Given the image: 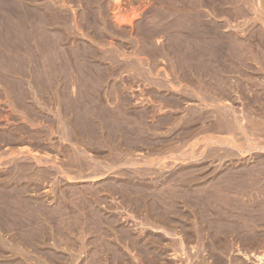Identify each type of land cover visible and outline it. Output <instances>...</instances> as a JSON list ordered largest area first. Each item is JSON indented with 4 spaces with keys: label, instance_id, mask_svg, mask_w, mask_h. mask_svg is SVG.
Wrapping results in <instances>:
<instances>
[{
    "label": "rangeland",
    "instance_id": "1",
    "mask_svg": "<svg viewBox=\"0 0 264 264\" xmlns=\"http://www.w3.org/2000/svg\"><path fill=\"white\" fill-rule=\"evenodd\" d=\"M245 1H246V3H248V4L245 5V8L248 9L247 11L250 13V15H248V12L247 11L245 12L247 14H244L243 12L240 13L239 15H238V13H236L237 16L235 14H233L237 10L235 8V6H237V5L240 4V2H238V0H235L234 1L235 3L237 2L236 5L233 3L235 6L233 4H232V6L229 5V4H228L229 6H227V5H225V6L230 7V8L232 7V10L229 8L230 11H231V13L228 10L229 14L230 15L231 14L233 15L231 17H235V18L231 19L232 21L234 19H236V20H234L235 23L236 22L239 23L241 21L240 22V24H241L240 27L242 29H245V28H248L249 27V29L251 31V34L249 33L250 36H251L250 37V39H251V45L253 44L251 50L254 49V52H257V51L261 52V50L264 51V37H263V35H264V23H263L262 20L259 19V17H261L260 15L262 13V10H263L262 16L264 15V0H249L251 3H249L248 0H245ZM13 2H14L13 3L14 8H15V10H13V12L15 11V13H17V14L15 15V14L12 13L13 15H11L12 17H11L10 20H6L5 19V21H8V22L10 21V24H13V23L16 24V25H11L12 27H10V28H12V36H13L12 41L15 39V41H14L15 44H13V42H12L13 46H15L14 49H13V56H14L13 57V62H14L13 63V69L14 70L17 69V70L21 71L22 73H24L25 71L26 72H25V75L24 74L23 75L15 74V75L11 76V79L14 80V81L16 79V82L18 81L20 83H23L26 80H28L27 81L28 84H26V82H25L24 84L21 85L20 83L17 84L16 82H13L11 80L13 82V84L15 83L14 85L11 84L12 83L11 81H9L10 84L7 83L8 86L6 84V87L10 88V89H7L10 92H8L6 90H5V92L4 91H0V94L3 93V95H6V96H3L2 94H1L2 96L0 95L1 96V98H0V103H1L0 104V110L3 111L2 114L0 113V119H1L0 122L2 123V124L0 123V125H1V127L2 126L5 127V125H6L5 128H7V127H12L13 124L16 123V125H14L15 127L13 126V128H18V127H21L20 125L23 124V126L21 128L24 127V131L21 128H18L19 130L18 129H15L16 131H20V132H18L19 134L21 133L20 136L21 135L24 136V134H26L27 136H29V134L32 135L33 132H34L33 135L36 134L35 136L38 137L40 135V137H41L42 135L45 134L44 131H47L49 129V131L46 132V133L50 134L49 136L51 138L47 136L48 134L47 135L45 134L44 136H42V138L44 139V141L45 142L47 141L46 144H45L47 147L45 146V148H42V147L38 146V144H35V145H37V147H36L33 142L38 143V142H36L37 140L38 141L41 140V142H42L43 139H40V137H39V138H37V140H35L36 137H34L33 135H32V138L33 139L31 138V135L29 137H25L26 138L25 139L26 141H24V139H23V141H22L23 143H21V144H22V146H24V149L25 148L27 149V147L28 148L30 147L29 149H32V151H37L38 150L37 153L39 155H41L40 157L41 158L43 157V160H45V161L48 160L50 163L48 162L47 164H39L38 165V164H35L36 163V159H34L33 157H31L29 155H26L27 156L26 157L25 154H20V153L19 154H17V153L14 154V157H13V155L12 156L11 155H8V151H7L8 150L7 149L8 147L5 148L6 147V143L4 144L3 141L0 140V145H1V147H0V175H1L0 176V183L3 184V185L0 184V211H1L0 213H3L6 210V206L5 205H7V203H6L7 200H8L7 198H9V197H5L7 195L6 194V191H8L10 189V188L5 187V186H7L6 184H9V182H7L9 180V176L8 175L10 174L9 173V168L12 167V166H14V164L16 162V164H15L16 167L14 166L15 167L14 170H16V171L17 170H22V168L19 167L17 164H22L23 162H21L20 160L23 161L25 159H28V156H29V158L31 157L28 160L29 161L31 160V163H33L35 165V167H34V170L35 171L34 170L33 171H28V172L26 171L27 172L26 173V172H24L22 170L24 172V174H22V175L23 176L24 175L27 176V177L25 176L26 178L24 177L25 180L23 179V176H20L21 175L20 173H23L22 171H20V172L17 171L19 173L15 172L14 170L12 171L13 174L14 173H17L16 174L17 177H19L20 179L21 178L23 179V180H19L17 178L18 181H21L23 183L24 182H26V183H32V184H29V192H28L29 198L32 201L29 204L30 207H27V208H25V209H23L21 211H18L19 216L16 217L15 219L14 218L11 219L13 221H10L9 222L8 219L1 218L0 217V221H1L0 222V249H2V251H6L5 254L6 253L9 254L10 253V250L12 248H11V246H8L9 245L8 243H10V242L13 243L14 239H16L15 242H14L15 245H16L15 250H17V251H20V250L22 251L23 250L24 252L27 251V250H31L32 251L31 253H29V251L27 252V256H28L27 259H25V257L23 258L25 260V264H36V263L38 264V262L44 264L45 261H46V264L47 263L48 264H51L50 262H48L45 259V256H43V255H45V251H49V252H53L54 251V249H55L54 248L55 238H57L58 239L57 243L58 244L60 243L59 245H63V247L58 246V247H56L57 248L56 250L61 251V252L63 251V253L66 256V258H65L66 264H97L98 263V261H97L98 260L97 259L98 256H99V259H101L100 260L102 262L101 264H117V263L118 264H124V260H123L124 258L122 260H119V258H121V257L116 256V254H117L116 253V249H120V248L122 249V250L120 249L121 251H124V250L126 251L127 250L128 252L126 251V253L127 254L130 253V254L127 255L128 258L130 257L128 259V264H145L146 263V260L143 258L144 256H142V255H141L142 257L141 256H138L139 258H135L134 257L135 254L137 255V252H138V254L140 253L139 251L134 250V252H132L131 250H129L127 248H124V243H123L124 242V239L123 238H121V240L123 241L122 242L121 240H118V239L114 238V234H112L113 238H111V234H110L109 237H107L106 235L102 234V233H105L106 234V230L107 229L109 230V232L113 230V229L110 230V227H107L109 225L103 223L102 224L103 226L101 228L103 230L102 231L101 230L98 231L99 225H98V227H96L97 225H95L96 223H95V221H93V220H97L95 218V216L93 217L92 215L91 216L88 215V217L85 218V216H87L88 212L91 211V207L92 206L94 207V205L95 206L96 205H99V201H98V203H96L97 201H93L92 200V199H96V198H94V197L92 198L91 197L92 196L91 194L93 192H95L94 189H96V190H101L100 191V194L98 193V195H101L102 194L101 196H103V195L106 194L105 196L107 198V199L105 198L106 201L105 200H104L105 202L102 201V203H101L102 205L100 204L101 206L99 205L98 207L100 209H102L101 207H103V209H102L103 210L102 211L103 213L107 214V211H110V212H108L107 215L116 216V219L117 220L119 219L118 222H117L118 225L120 224L119 226H121V227H126L127 226L128 229L132 230L133 233L135 232L134 234L139 235V236L140 235L141 236H145L147 239H150V240H151L152 237H155V235H159V236L161 235L164 238V240H161L160 243L159 242H156V241L153 242V244L156 243V247H158V245H160L162 242L167 243L165 245L162 243L161 245L162 246L164 245L163 247L161 245L159 246V249H162V250L164 248L167 249V250H164L166 253L164 252L165 259H164L163 262H165V263H162V264H174V263L175 264H183V262H184V264H186V263H188V264L189 263L190 264H192V263L193 264H198V263H200V260H201V263L203 262L202 264H205V263L206 264L207 263L208 264H241L242 259L245 260L246 264H256L257 262H255V259H256L255 256H252L253 258H251V259H245L243 257V253L242 252H246L247 251V253L248 252L251 253L250 252L251 249L255 253L256 252H263L264 251V248L262 246V245H264V241L262 242V240H261V239L264 240V225L262 227V224L264 222H261L262 223L261 224V227H260V225H256L255 226V228L258 230V231L256 230L257 232H255V230H254L255 228H250L251 230H254V231H252V233H253L252 234L253 235L252 238H250L251 237V232H250L251 230L248 231V232H250V235H249L250 237L247 238L248 236H246V233H248V232L247 231H246V233L244 232V235H243L242 233H243L244 229H242L243 231H241L240 230L241 228L238 225H235V228H234V231L235 232L233 233L232 228L229 227L228 225H226V227H229V229L228 228L226 229V228H222V227H225V226H223L224 224H222V222H220V221L217 220L218 222L216 221V223L218 225L217 224L215 225V223L212 222V224H214V225L212 226L213 229L210 228V231L213 230V232H215V231L216 232H222V230L223 231L229 230V231H226V232H228L229 234H232V235L227 234L228 236L227 237H224V238H226L225 240H223L224 242L222 241L219 245L214 244L215 242L212 241V239L209 237L210 236L209 235L210 232L208 234H206V236L203 239L201 238L202 240H198V239H195L194 238V239H192V241L191 240L189 242L187 241L188 242V243H186L187 251H186V254L183 255L184 256V259H182L183 256L179 253L180 252V250H179L180 247L178 248V245L179 244L177 243L179 241V237L178 236H174L175 233H178L176 231L179 230L181 232V229L180 228H181L182 224H180V226H179V223H180L179 222L178 223V226H176V225L173 226V224H175V223H172L170 225H165V229L170 232L169 234H167L166 232H164V230L163 231H159L160 229H158V227H161L162 224L156 223V222H154V220L147 219L146 216H147L148 213L145 210V208H143L144 210L141 209V208H140V210L139 209L137 210V208H135L136 209V211H135V209H134L135 206L134 207L131 206V204H129L130 202L128 200H127V203H126V201H124V199L126 200V197L124 198L125 193H124L123 186L125 187L124 183L126 182V180L128 182L131 180L132 183H133V180H134V183H138L139 180H141L139 183L141 184V182H142V184L144 186L145 185L147 186V188L145 186L144 187L145 189H143L145 193H147L149 191L150 193L153 194V193H156V192H154V190L155 191H158V189H159L158 192H160V191L162 192L161 189H165L164 191L167 190L166 192L168 193L169 190L171 192L172 189H174V191L175 190L177 192L179 191L178 194L180 193V191H182L180 193V194H182L183 193V190L186 191L188 189V185H186L188 183L190 186H189V190H187V191H191V189L194 188L195 191L192 190L193 192H191V193H194V194L197 193V195H198V193L199 194H203V195H200L201 197L204 196V195L207 196V198L205 196H204L205 198L202 197L203 198V201L202 200H201L202 202L200 201L201 204H200V206L198 205V209L200 207H202L205 210V212L208 211L207 213L214 220H216V219H218L220 217V216H218L216 214H218V212L221 213L222 211H223L222 212L223 215L226 214L225 216H227V215L230 216L231 215L230 216L231 219L234 218V217H235L234 219L237 218L238 222H236V224L237 223H240L241 220L246 219V218H244V215L247 216L248 218L249 217H252L253 214L250 215L251 212L252 213H254L255 211L258 212L259 210H257V209H260L263 212V215H264V211H263V209H264V202L260 200V199H262V200L264 199V196H263V194H264L263 192L264 191L261 188L259 190V188L256 187V186H253L254 188H249L251 191L249 189H247V188H245L246 189V191H245V189L243 190L242 187H238V189H239V191L241 193H242L241 190L244 191L242 194L241 193L240 194L242 195V197L244 199H246L245 202H247V203L243 202L244 201L243 198H242L243 199L242 202L241 201H239V202L238 201L237 202L236 201L235 202L233 201V203H232V201L230 200L229 197H231V195H234L235 196V194L236 193L238 194V192H235V194H233L234 192H228V191L223 190V192H224L223 193L222 190H220L221 188L219 189V191L217 190V193L219 195H217V193L212 194V195L210 193H208V195L205 194V192L208 189L212 190L211 189L213 187L212 185H214V183L217 181V179L219 177H221V176L224 177L226 175L225 172L232 171L233 169L235 170V168H236L235 171H239V170L241 171L244 168H246V169L247 168L248 169L251 168V171H250L251 173L253 172V170L254 171L256 170L255 171L256 173L263 170L262 171L263 173L261 172V175L259 174L260 173L259 172V173H257L256 176H264V149H254L253 151L246 152V153H242L239 150L237 151V149H238L237 145H241L243 147L245 145L246 146L247 145H252L254 147L257 146L258 144L259 145H261V144L264 145V115H263L264 110H263V108H261V107H264V105H263L264 103L262 102V101H264V88H263L264 87V82H263L264 81V77H262V75H264V74L262 72H261V74H260V72H257V73H259L258 74L259 76L256 74V77L258 76V78H253L251 74L250 75H247V76L246 75L245 76L242 75V77L239 76V78L242 79V81H239V83H238V79L239 78H236L237 77L236 74H234V76H235L236 79L234 77H230V78H233L232 81H231L232 84H233V81H234V83H237V84H240V82H245L244 87L246 89V90L244 89L245 91L241 89L240 91L242 93H240V91H236L235 88L233 89L234 91L231 90V91H233V98H232L231 95H229V98H232V99H230V102L232 103V101H233V103H232L233 105L228 101L229 100L228 97L219 96L217 93H216L217 95L213 93V96H211L212 93L210 91H208V88L207 87L204 90H202V94L204 96H206L207 94H210L211 93L210 95H207V96H209V99L207 97V99H206L207 101H205V102L204 101L203 102L202 101H199V98H198L199 97V94H198L199 92L197 93L196 92L197 89L195 90V88H194L197 85L193 86L192 85L193 83L190 84L189 82H187L185 80H181L184 77H182V78H180L178 80V76L181 77L183 75V73L181 72V69L182 68L180 69V72H179V69H177V72H174L175 69H176V68L174 69V67H177L178 64L181 65L182 62L185 63L186 65H189V61H190L189 59L192 58V55H195L198 52H199L198 54L201 55V53H200V52H202L201 51L202 50L201 48H200L201 50L199 49V51L196 52L195 54H194V50L192 49L193 48V45H192L191 48H189L191 46V41H189V40H191V38L193 37L192 38V41H194V40L197 41V40L200 39V36H197V34L195 36H194V34L191 35V36H188V34H186V33L183 32V31L186 30V25L184 27V19L183 18L181 19L179 17H175V15L173 16V14H170V13L168 14L169 11L168 12L166 11L164 14H162V13H159L158 14V10H160V9L165 10L163 8H166V7L169 8L170 7L169 5H167V3L168 4L170 3V0L169 1L166 0L164 2H162V0H160V1L159 0L158 1L157 0H119L118 2H116L115 0H95V1L94 0L93 1L92 0L91 1L90 0H81V1L80 0L79 1L78 0H33V1L32 0L31 1L30 0H13ZM241 3H242V1H241ZM1 5L3 6V3L2 2L0 4V6ZM241 5L242 4H240V6ZM251 5H253V7ZM250 7H252V8H250ZM257 9H260L261 11L260 10H257ZM1 10H3L2 12H5V10L2 7H1ZM28 10H30V11H28ZM32 10H33L32 14H34V15L37 14L36 16L39 19V21H38L37 18L34 16L35 17V20H33L34 17L32 19L34 21L33 22L34 24L32 23V20H31L30 15H29ZM255 10H256V12L258 14L255 12ZM34 11H36V12H34ZM28 12H30V13H28ZM43 12L46 13L44 15H45V17L47 19L44 18V15H42ZM86 12H87V15L88 16L85 17ZM39 14H41L42 17L41 16H38ZM251 14H253V15H251ZM2 15H3V13L0 16H2ZM3 16L0 17V19H1L0 20V22H1V24H0V30H1L0 31V35L2 37H3V34H4V31L3 30L5 29L4 28L5 27L4 24H2V22L4 21V18H5ZM12 18L13 19L15 18V19L12 20ZM40 18L41 19L44 18L43 20L45 21V23ZM238 18H239V20H238ZM246 18H247V20H245ZM88 19H90V20H88ZM207 19L212 20L210 16H208ZM180 20H181V22H180ZM37 21L41 23L40 26L39 25L36 26ZM41 21H43V22H41ZM47 21H48L49 24L47 23ZM245 21H249V24L245 25L244 24ZM186 22L188 23V20ZM18 23L20 25H18ZM37 24H39V23H37ZM45 24H48V25H45ZM38 26H39V28H38ZM96 26H98V27H96ZM181 26H183V27H181ZM35 27H36V29H35ZM231 29L238 30L237 27L236 28H231ZM44 30H46V31L44 32ZM15 32L17 33V35H16ZM14 36H15V38H14ZM31 37H32V40H31ZM198 37H199V39H198ZM0 41H2V40L0 39ZM86 44L92 45V49H93L95 55L93 54V51H92L91 48H88L89 50L87 48H85L86 47ZM41 45L42 46L47 45V47L48 48L50 47L49 49L50 50L52 49V50L51 51L50 50L48 51V48L47 47L46 48H42ZM201 45H202V43L201 44L199 43V45H196V46L200 47ZM90 49H91L92 52H90ZM14 50H15V52H14ZM186 50H189V51L191 50V51H193V53L191 51L190 52H188V51L186 52ZM259 52L257 53L258 55H259ZM155 53H157V54L155 55ZM202 53H204V52H202ZM180 54H181V56H180ZM253 54L255 55V53H253ZM257 54H256V56H257ZM51 55L53 57H49L50 59L52 58L50 60L48 58V56H51ZM89 55H90L91 59H90ZM167 55L170 56V57H168ZM174 55L176 57H173ZM88 62L91 65H89ZM191 62H193V61H191ZM150 63H152V64H150ZM170 63H171V65H170ZM50 64H52L53 67ZM57 65L59 66V69L57 68ZM258 65L260 66V64H258ZM3 66H4V64L0 60V70H1L0 71V81L2 80V81L5 82V80H4V78H5L4 77L5 76L4 75L5 72H3L5 70H2V69H5V68H3ZM51 67L53 68V70H52ZM64 68H65V70H64ZM60 69H62L61 70L62 72L60 71ZM149 69H150V71H149ZM17 70L14 73L18 72ZM49 71H51V72H49ZM103 71H105V72H103ZM87 72H89V73H87ZM48 73H50V74H48ZM102 73H103V75H102ZM168 73H169V75H168ZM179 73L182 74V75L181 76L178 75ZM69 75H71V76H69ZM104 75H105V77H104ZM175 75H178L177 78H176ZM56 76L58 77V79H56L57 78ZM97 76H99L100 78L97 77ZM20 77H22L23 79L22 78L19 79ZM52 77L54 79H56V81L58 80V83L60 82L59 83V88H60V91H61L60 94L61 95L63 94L62 95L63 96L62 98L64 99V100L62 99L63 101L67 102L70 99H74L77 95L82 96L84 94L83 93L84 91L85 92H88V94L90 92V94H91L90 97L93 96V98H95V97L97 98V99L95 98L96 100H93V98H90V99L93 100L92 101L93 103H95L94 101H97L98 104L95 103L94 105H97L98 106V105H101V103H103V105H102L103 108H105V107L108 108V109L105 108L107 110V112L110 110L111 115H113V118H114V116H116L119 119V121H120V122L118 121V124L119 123H120V125L123 124V126L125 124H128L130 126L131 125L130 123H132V121H133V124H134V122H136L135 124H137L139 122L137 125H141L140 128L143 127L142 126V125H144L143 123H146L148 121L149 122L147 124H149V123L151 124V122H153L154 125H155V122H156L157 119L154 118L155 120L152 121L151 120V119H153L151 117L152 114L154 115L156 113L155 115H158V116L160 114V116L162 117V115L165 116V114L166 115H169V114H171V112L173 114V112L176 113L178 111V113H180V116L187 115V116H185L186 118L184 120H182L181 123L178 125V128L183 127V128H185L183 130H186L190 126H192V125L195 124L194 125V126H196V128L194 130V133H195V131L197 129H199V127H198L199 126V123L201 125L204 124V126L205 125L206 126H209L208 129L210 128V126L211 127L214 126V125L216 126L217 123H214L212 121L215 120L216 117L218 118V116H220L219 117V120L222 119V120H220L221 122L223 121L222 123L226 122V121H224V117L223 116L226 113L229 112L228 114H229L230 118L234 114L235 115H240L243 118L245 117V120L246 121H247V119L250 118V121L248 120V123L252 122L251 125L253 126L252 127L253 129H251L249 127V129H251L249 131V129L247 127V130H248L247 131V135L244 134L243 132H241L240 129L237 130V128L236 129L234 128L232 130V128L230 126H228L229 129L231 128L230 130L229 129H225V128H228L227 125L230 122V121H228V119H230V118H228L229 116H227V117L225 116V120H227L228 123H225V126L226 127H223V129H222V127H221V124L222 123L219 120L217 121V118H216V121L215 122L221 123V124L218 123V125H220V127H217V128L212 127L214 129L211 128L210 130H208V129H206L207 128L206 126H205V128L203 126V129H205L206 132H204L205 130L202 131V129L200 128V130L202 132L200 130H198L200 133L199 132L198 133H195L196 135H193L194 133L192 132V135L190 134L191 137H189L190 135H188V137H186V138L184 137L185 139L184 138L183 139H179L178 138L176 140V138H174L173 141L171 140L172 142L169 141V143H167L169 145H167V144L165 145L166 147L163 146V147H160L161 149L159 148L158 151L155 150L156 153L153 152L154 150H151L150 151V149L149 148H146V147H142V149L144 148L143 150L142 149H139L138 151L137 150L136 151L133 150V151H129V152L126 151L125 152V150H124L125 149V146L124 145L122 147L120 146L121 147V150L123 151V152H121L118 149L117 150L114 149V148H117V146H116L117 145V142H114L113 143V141H111L112 144H111V142H109L108 144L111 145V146H108V148H107V146L101 147V148H104V149H102V151L104 150V152H103L104 154H103L101 152V149H98L101 146L100 145L101 142H100V144H98V143L96 144V142H94L95 140H92L93 141L92 142L91 139H90V141H91L90 142V141H88V138L87 137H83V138H81L82 139L81 140L82 142L80 141V142L76 143V145H78L79 147H81L80 149H83V150H85L87 148L85 150L86 153H84V155H85L84 157H86L87 155H89L91 153H93V155H94L96 152H97V155H99V153H100V155L102 153V156L103 155H106V156H103L104 158H102V156L100 157V156L95 155L94 156L95 159H91L88 156L89 160L91 159L92 163L96 160L94 162L95 163V166L96 165L97 166L98 165H101V166L104 167V168H102V167H99L98 166L99 167L98 168L97 166L96 167L94 166L95 168H98V170L95 169L97 171L96 172V171H93V169H94V167H93L94 163H93V165H91L92 163H90L89 164L90 165L89 167L86 166L87 164H85V166L82 164L83 165V168H82V165L80 163V160L79 159L77 160L76 158L73 159V157H71L72 156L71 153H74V151L71 150V149H73L72 142L70 140H64L63 137L60 136L57 132L55 133L56 129L58 128L57 125H56V123H53V120L55 121V116H54L55 114L54 113H55V110L56 109L55 108H53L55 110L52 109L53 105L51 103H50L51 106H49L50 109L48 108V103L51 102V101H54V100H51L50 99L51 101H49V99H48V101H47V99L46 100L45 99H42V98L39 99L40 96H44L45 94L47 95L48 93L49 94L52 93L51 95L52 96H55L54 89L51 88L52 86L50 84V82H52ZM6 78H7V76H6ZM85 78L87 79V84H85L86 83V79ZM173 78H175L176 80L175 79L174 80H171ZM262 78H263V81L261 80ZM30 79L31 80H34V81H31ZM49 79L51 80L50 82H49ZM88 79H90V80H88ZM97 79L99 81H101V82H99V81L96 82ZM21 80H24V81H21ZM257 80H258V83H257ZM169 81H171V82H169ZM172 81L173 82H176V81L179 82L180 81L182 83L179 84V85H177V84L175 85L174 84V86H173ZM183 81H184V83H183ZM4 82H2V83H4ZM31 83L34 86L36 85V89H38L37 91H39V94L38 93H34V91L32 89V87H34V86H32ZM76 83H77V85H76ZM188 83H189V85H188ZM19 84L21 85L22 90H21L20 87H18ZM258 84H260V85H258ZM0 85H2V84H0ZM12 85H13V88H12ZM26 85H28V86H26ZM23 86H25L29 90L28 89L25 90ZM49 86H51V87H49ZM182 86H184V87H182ZM191 86H193V88ZM256 88L259 89V90H257ZM95 89H97V90H95ZM161 89H163V90H161ZM170 89H172L171 92H173V91H176L177 92L178 89H179V91L177 93L180 92L182 94L184 92L185 96L188 93H192L191 96H190V94L187 95V96L188 97L190 96L191 98H194L195 100L194 99H192V100L190 99V103L187 102L188 105L185 104L186 107H183L182 106L183 107L182 108L183 110L180 109V108L175 109L176 107H174L172 105H170V106H165L164 105L163 106V102H161V100L159 102V98H160L159 96L161 94H158V93H162V96H161V98H162V97L166 96L167 94H169ZM180 89L183 90V91L181 92ZM184 89H187V91H185ZM193 89H194V91H193ZM80 90H82V91H80ZM22 91H24L25 93L28 91L27 98L25 99L26 101H24V99H23V103H21V101H22V97H24L25 93L22 92ZM71 91H73V92H71ZM113 92H115L116 95ZM9 93H10V95L7 96V94H9ZM20 93H22V94H20ZM30 93H32V94H30ZM239 93H240V95H239ZM244 93L247 95V96H244L245 98L242 97L243 95H245ZM248 93H249V95H248ZM257 93H259V94H257ZM65 94H66V96L64 97ZM67 94H69V95H67ZM70 94H71V96H70ZM95 94H97L98 96L95 95ZM164 94H166V95H164ZM11 95H12V97H11ZM262 95H263V97H261ZM13 96H15V98L16 97H19V100H17L18 98H16V99L13 98ZM32 96H33V98H32ZM68 96H70V97H68ZM151 96H153V97H151ZM239 96H241V97H239ZM251 96L252 97L253 96H256V97H253V99H252ZM8 97H9V99H8ZM98 97H100V98H98ZM222 97L225 98L224 100L227 99L226 101H228V102L224 101ZM236 97H238V98H236ZM125 98H126V100H125ZM215 98H216L217 101H214ZM219 98H221L222 100H220ZM254 98H256V99H254ZM100 99H102V100H100ZM247 99H248V101L250 103L247 102ZM249 99L252 102H254V103L256 102V103L255 104H252V102ZM7 100H10V101H15L16 100L15 103L19 104L18 105L19 107L16 106L17 104H15L14 102H12V104H11L10 101H7ZM38 100L40 101V103H39ZM27 101H28V103H27ZM125 101H126V103H124ZM218 101L220 103L222 101L223 102L220 104ZM259 101H261V102H259ZM24 102H25L26 105L24 104ZM43 102H44V105H43ZM90 102H88L89 105L87 104L89 107L91 105H93V103H91V105H90ZM121 102H123V103H121ZM206 102H207V104H206ZM215 102H217V103H215ZM30 103L31 104L34 103V106L32 107V105ZM200 103L203 104V105L201 106ZM213 103H215V104H217V106L218 105L219 106L216 107V105H214ZM245 103H247V104L246 105H243ZM20 104L22 106H20ZM27 104L29 106H27ZM127 104H129V105H127ZM192 104H194V105H192ZM250 104H251V106L253 105L254 107L252 106V108H251V106H250L247 109L246 106H248ZM259 104H262V105L260 106ZM104 105H106V106L104 107ZM205 105H207V106H205ZM227 105H231V107L235 111L232 112V108H231L230 111L228 110L227 112H224L225 111L224 109H225V107ZM7 106L9 108V110H8ZM196 106L202 107V110L206 111L205 114L207 113L210 117L206 114V116H204V117L203 116L202 117L200 116L198 118V115H197V117H196L197 120H196L195 117H194L196 115L193 116V114H192L193 113L192 110L193 111H194V109L197 110L198 107H196ZM244 106L246 107V109H245ZM27 107H29L30 110H28ZM34 107H36L40 111L39 110H34L35 112L33 113L32 112L33 111L32 108H34ZM121 107H123V108H121ZM188 107H189V109L186 110ZM220 107H222V108H220ZM36 108H34V109H36ZM42 108H44V110ZM47 108H48V110H47ZM96 108H97L96 106H91V110L92 109H96ZM109 108H111V109H109ZM127 108H128V110H126V111L127 112L130 111L128 113L126 111H124ZM213 108H220V109H223L224 108L223 109L224 111H219L220 109L219 110L218 109H214L213 110ZM5 109H7L8 111L5 110ZM19 109H21V110H19ZM31 109H32V111H31ZM146 109L149 110V112L151 110V114L149 113L150 116L147 117V119H145L146 121L144 120V122H143V118H142L143 116L141 115V112H143ZM152 109H153V111L155 109V111H154L155 113L154 112L152 113ZM156 109H157V111H156ZM160 109H162V110H160ZM243 109H245V110H243ZM259 109H261L263 111L260 112ZM96 110H98V108ZM147 110L144 111V113L145 112H148ZM207 110L208 111L210 110V112L208 113ZM249 110H250V112H253L254 111L253 112L254 115L252 113L250 114ZM2 111H0V112H2ZM5 111L8 112V113L10 112V113L9 114H6ZM19 111H21V112H19ZM42 111H44L43 114L42 113L40 114V112H42ZM116 111H119V112L117 113ZM211 111H213V112H211ZM214 111H215L216 114L219 113V114H217L218 116H216V114L214 115ZM11 112H12V114H11ZM18 112H19V114H18ZM31 112L33 113V115H31L32 114ZM36 112H37V114L38 113L40 114L38 116H41V115L42 116L37 118ZM47 112H48L49 115L48 114H45ZM124 112H126L127 114L126 113L124 114ZM203 112H202V115H204ZM28 114H29V116H28ZM189 114H190V116H189ZM228 114H226V115H228ZM1 115L5 116L6 119L8 118V115H10L11 117L9 116L10 118H8L7 121L9 122V124H11L13 122L11 124L12 126L6 124L7 123L6 119L3 116H1ZM212 115H213V119H212ZM139 116H140V118H139ZM192 116H193V118H191ZM252 116L253 117L255 116L256 118L255 117L253 118ZM1 117H3L4 120ZM28 117H30V118L28 119ZM34 117L37 118V120L36 119L34 120L33 119ZM119 117H121V118H119ZM124 117L126 118V120H123ZM205 117H207L208 119L205 118ZM247 117H249V118H247ZM203 118L206 119V120H204ZM39 119H41V120H39ZM43 119L45 121L46 120L47 121L45 122V121H43ZM137 119H138V121H137ZM201 119H203V120H201ZM254 119L256 121H254ZM10 120H13V121H10ZM140 120H142L141 123H140ZM245 120H244V124H247V122ZM5 121H6V123H4ZM193 121L195 123H193ZM29 122H32V123H29ZM51 122H52V124H51ZM190 122H192V123H190ZM197 122H198V124L196 125ZM185 123H187V124L185 125ZM17 124L19 125L18 127H16ZM24 124L26 125V127L24 126ZM74 124H75V122H74ZM47 125H48V127H47ZM76 125H77V122H76ZM156 125H157V123H156ZM247 125L249 126V124H247ZM4 127H2V129ZM50 127L53 130V132L50 129ZM166 127H170V126L167 125ZM166 127H163V128H166ZM13 128H11V129H13ZM68 128H69V130L70 129H73L70 126ZM138 128H139V126H138ZM190 128H193V127H190ZM8 129H10V128H8ZM25 129H26V132H25ZM21 130L24 132L23 134H22ZM160 131H162V130H160ZM69 132H71V130ZM73 132H74V130H73ZM163 132L165 133V130L162 131V133ZM38 133H42V134H38ZM74 133L72 134V132H71L72 135H74V136L77 137V134H74ZM51 134H53V135L55 134V135L53 136ZM71 134H70V136H71ZM74 136H72L70 138L72 139ZM76 137H74L73 139H77ZM27 138H29V139H27ZM68 138H69V136H68ZM211 138H214L215 140L214 139L211 140ZM45 139H48V140H45ZM248 139L252 140L251 141L252 143L249 142L250 140L248 141ZM85 140H86V143H85ZM216 140H220L222 142L219 143V142H216ZM246 140L248 141L247 143H246ZM87 141H88L89 144L87 143ZM96 141L99 142V140H96ZM24 142H25V144H24ZM1 143L5 147H3V145ZM47 143H48V145H47ZM55 143H58L59 146H58V144H55ZM85 144L86 145L88 144V146L91 147V148L89 149L88 146H86ZM114 144H116V145L114 146ZM67 145H69V146H67ZM64 146H66V147L64 148ZM95 147H96V149H94ZM105 148H107V151H106ZM53 149L55 151H52ZM65 149H66V151L69 150V152L67 151L68 154H69L67 157H66L67 152L64 153L65 152L64 151ZM92 149H94V150H92ZM171 149H174V151L171 150ZM14 150H16V149L14 148ZM87 150L88 151H91V152H88ZM97 150H100V152L97 151ZM193 150H194V152H193ZM105 152H107V153H105ZM180 153H184V155L183 156H180L181 155ZM52 154H53V156H52ZM82 154H81V156H82ZM194 154H195V156H194ZM169 155H170V157H169ZM19 157H21V159H19ZM46 157H48V158H46ZM54 157H56V158L54 159ZM84 157L82 156V158H84ZM64 158H66V160H64ZM113 158L115 159V161H114ZM50 159H52V162H51ZM62 159L65 162L64 161L62 162ZM72 159H73V162H71ZM97 159L99 161H97ZM109 159L110 160L112 159L111 160L112 162ZM124 159L125 160L127 159L128 161H131V160L134 159L133 161L137 162L138 164L137 163L130 164L129 162H126ZM85 160H88V159L86 158ZM77 161L80 164L79 163H76ZM9 162H11V163H9ZM53 162L55 164H53ZM69 162L71 163V165H70ZM104 162H106L107 164L104 163ZM61 163H64V164H61ZM110 163H112V166H110ZM233 163H234V165H232ZM108 164L110 166V168H109L110 170L109 169L108 170L106 169ZM57 165L58 166L60 165V167L62 168L63 172H61V171L60 172L59 171L57 172V169L54 168ZM64 166H65V168H64ZM78 166H80L81 168L78 167ZM91 166L93 167V169H92ZM228 166H229V168H228ZM232 166H234V168H232ZM36 167H38V168H36ZM111 167H112V169H111ZM230 167L232 169H230ZM84 168H85V170H84ZM101 168L104 169V170H101ZM44 169H46L47 172ZM203 169H205L206 171L203 170ZM223 169L225 170V172H224ZM260 169H262V170H260ZM36 170H38V171H36ZM73 171H75V172H73ZM89 171H91V172H89ZM105 171H107V172H105ZM174 171L177 174H175ZM196 171H198V173L200 172V174H198ZM32 172H34V173H32ZM87 172H88V175L90 176V178L87 175ZM170 172H171V174H170ZM210 172H212L211 173L212 175L210 174ZM217 172L220 175H217ZM48 173H50V174H48ZM91 173H92V176H91ZM101 173L102 174L106 173V174L105 175H102ZM172 173H174L175 175H177V177H179V178H177V179H179V181L177 179L176 180L173 179V178H176L175 176L172 178L173 180L171 179L172 182L171 181H167L168 180L167 177L169 175H172ZM222 173H223V175H222ZM18 174H20V175H18ZM253 174L255 175L254 172H253ZM188 175H189V177H188ZM191 175L192 176L193 175H196V177H201L202 179L199 178L200 181L199 180H196L197 182L196 181H193L192 180L193 177ZM70 177H72L73 180L72 179L70 180ZM134 177H136V178L138 177V179L139 178L140 179L139 180L138 179H134ZM160 177H162L163 179L160 178ZM108 178H109V180H108ZM126 178H128V179H126ZM142 178H143V180H142ZM158 178H160V179H158ZM182 178L185 179V180L188 179V178H190V180H192V182L189 181L190 182L189 183V182H186L185 180H182L183 181L182 182V181H180V179H182ZM105 179H107L108 181L105 180ZM120 179H122V180H120ZM204 179H206V180H204ZM215 179H216V181H215ZM220 179H222V178H220ZM112 180L115 181V182H112ZM207 180H208V184L206 182ZM104 181H106V182H104ZM162 181L165 182V185H164V182L162 183ZM210 181H211V183H210ZM111 182H112V184H111ZM180 182H182V183H180ZM56 183H57V185H56ZM122 183H123V185H122ZM193 183H194V185H193ZM225 183H226V181H225ZM106 184L109 187L106 186ZM174 184H175V186H174ZM180 184H183L184 186H182ZM112 185L116 187V188L114 187L115 188L114 191H113L114 188H112L113 187ZM150 185L152 186L153 189L151 188ZM200 185H201V187H204V189L201 188V187L199 189L198 186H200ZM154 186H155V188H154ZM181 186L183 187V190L180 189V188H182ZM186 186H187V189H184V187L186 188ZM191 186H192V188H191ZM196 186H197V188H196ZM210 186H211V188H209ZM166 187H168L169 189L166 188ZM178 187H180V188H178ZM92 188H93V190H92ZM106 188H107V190H105ZM117 188H120V189H117ZM121 188H122L123 192H122ZM255 188H258V190L260 191V193H259V191L257 192L255 190ZM108 189L111 190V191H113V192L112 193H111V191L108 192ZM146 189H147V191H145ZM214 189H215V186L213 187V190ZM252 189L255 190V191H253ZM237 190H235V191H237ZM247 190L249 192H247ZM261 191H263V192L261 193ZM166 192H163V193H166ZM255 192H256V195H258V196H261V194H262V198H260V199L257 200V202H258V203L256 202L257 204L255 202H254L255 204L253 203L254 205L252 204L253 207L255 206L252 211L249 208V211L250 212H248V210H247L248 213L247 212L243 213L242 208H243V210H245L244 207L249 203L248 201H250V199H251L250 202L252 203L253 202L252 197H253V199H254V197L256 198V196L254 195ZM119 193H120V195H119ZM209 194H210V196H209ZM221 194L224 195L225 197L224 196L222 197ZM237 194H236V196H237ZM240 194L237 197H240L241 196ZM136 195H137L136 193L133 194V196H136ZM208 196L211 197V201H210V199H208L209 198ZM31 197H32V199H31ZM204 199H207V200L204 201ZM42 200H43V202H42ZM88 200L89 201H92V202H89ZM192 200H196V199H192ZM216 200H217V202L219 201L217 204H216ZM206 201H208V202H206ZM39 202L44 203V204H41ZM157 202H160V203H157L159 205H162L163 203H165V202H162L161 199L159 201H157ZM211 202H212V204H210ZM260 202H262V203H260ZM208 203L210 204V206H209ZM234 203H235V205L238 204L239 206L238 205H236L237 207L234 206ZM242 203H244L243 206H242ZM206 204H208V205H206ZM213 204L215 205V207H214ZM249 204H248V207H250ZM37 205H39V207L46 208V210H45L46 211V215H39V214H41L42 210H39V207ZM51 206H53V208L55 210H57L56 207L59 206L60 207V208H58L59 213L56 214L55 212H52L54 215L52 213L49 214L50 211L54 210ZM164 206H165L164 208H167L168 207V206H166V203L164 204ZM37 207H38V209H37ZM238 207H239V209H238ZM32 208H33V211H32ZM34 208H36V209H34ZM182 208L184 210L186 209L188 211V206L183 205ZM245 208H247V206ZM59 209H61V210H59ZM233 209H234V211H233ZM161 210L163 211L164 209H161ZM200 210H201V208H200ZM204 210H203V212H204ZM237 210L238 211H241L242 213H239ZM158 211L160 213V209H158ZM158 211H155V212L157 213ZM60 212H61V215L63 214L62 216L59 215ZM163 212H165V211H163ZM229 212H231V213H229ZM92 213H89V214H92ZM259 213H257V214L254 213V215L256 214V217L257 218H258V216H257L258 214H259V217H262L263 216V215H261L262 213L260 211H259ZM51 215H53V216H51ZM232 215H234V217H232ZM50 216L53 217V218H51ZM89 216L91 217L92 223L94 222L93 223L94 225L90 223V220H89L90 217ZM239 217L241 218V220H239L240 219ZM54 218H55V220H53ZM87 218H89V219H87ZM254 218H255V216L253 217V219ZM183 219H184V221H186V224H187L184 227L187 228L189 226V224H190V226H192V227H190V226L188 227L190 229L196 226V224L193 223L194 220H195L194 218H193L194 220H188V219L186 220L185 218H183ZM262 219L260 221H262ZM72 220L74 221V223L76 222L75 224L73 223V225H75V226L77 224H79V225H81V224L84 225L85 224V226H84L85 228L86 227H90L91 228L90 224L94 226V227L92 226L93 228L89 229L91 233H89L87 235L85 233H83L87 237V238L84 237L83 241L84 240H90V241H92L93 245L95 244L94 247H96L95 248V250H96L95 252H97V257L94 256L96 253H93V258H92V253L89 250V248L91 246H89L88 249H87L89 251L85 250L86 247L85 248L84 247H81L83 245L81 233L78 234L79 238H78L77 234H75L74 232H73L74 235L71 234V237H73L74 239H76V237H77L78 239L75 240V242L77 243V245L74 242V246H72L71 247L72 249H70V250H67V248H66L67 245L65 244V241L63 242V240L61 241V239H59V237H60L59 234L56 235V233H57V228L56 227L57 226H67L68 223H69L70 226L69 225L68 226L71 227L72 226L71 225V221ZM87 220L89 221L90 224L88 223ZM147 221H149V222L146 223ZM190 221H193V222H191L192 224L190 223ZM260 221H258V223H260ZM87 223H88L89 226L88 225L86 226ZM229 223H232L234 225V222H229ZM184 227H182V228L184 229ZM236 227H237V229H236ZM83 228H81V230ZM55 229H56V233H55ZM141 229H142V231L145 230L147 233L145 231L142 232ZM94 230H97V231H95V233H94L93 232ZM236 230L237 231L239 230L238 233L239 234L241 233L240 236H239L238 233H236ZM99 232H101V233H99ZM180 232H179V234H181V233L183 234V232H181V233ZM206 232H208V230ZM206 232L204 231L203 232V235ZM11 233L14 234L15 236L11 235ZM96 233L101 234L103 236V238L104 237H107V238H105V240H103V239H101L102 236H100V238H99V235H95ZM44 234H46V235H44ZM90 234H93V235L90 236ZM235 234H237L239 236V238H241V239H239L238 236L236 237ZM256 234H258L257 235L258 237L255 236ZM21 235H24V236H21ZM94 235H95V237H94ZM242 235H243V237L246 236V239L243 238ZM259 235H260V240L258 239L259 238ZM32 236H35V237H37L39 239L34 244H31V245H33V248L30 245V242L31 241L27 240L28 237H32ZM46 236H47V240H46V243H44V239H45ZM89 236H90V238H89ZM234 236L237 238V240L234 238ZM23 237H24L25 240L23 239ZM256 237H257L258 241L255 240ZM112 239L114 241L116 240L115 243H114V241ZM252 239H254V240H252ZM102 240L105 241L104 242L105 245L103 244V241ZM106 240H109L110 242L114 243L113 246L114 245H117L118 248H116L117 246L116 247L114 246V247L110 248L112 244H109L110 242H108ZM197 240L200 241L199 244H198V241ZM250 240H252L253 243H254V241H255V243L256 242H260L258 244L256 243L258 247L256 248V244L255 243L254 244H251L252 242ZM95 241H97V242H95ZM170 241H172V242H170ZM100 243H102V244H100ZM170 243H172V244H170ZM176 243L178 244L177 246L175 245ZM224 243H227V245L224 244ZM222 244H224V246H226V248ZM233 244H235V245H233ZM75 245H76V247H75ZM99 245L101 246V249L98 248L99 249L98 250L97 247ZM102 245L106 249L103 250L104 247H102ZM108 245H110V247ZM172 245L176 246V248L174 246H172ZM153 246L155 247V244ZM187 246H189V247H187ZM192 246L193 247H196L197 249L196 248H193ZM227 246L230 247V248H228ZM44 247L45 248H48L49 247L50 249L48 248L46 250ZM169 247H171V248H169ZM177 248L179 250L177 252L181 256L179 255V257H177V258L175 257V259H174L172 253L175 250H177ZM199 248H200V250H198ZM238 248H240L242 251H239ZM108 249H110V250H108ZM33 250H35V251L37 250V252H35ZM111 250H112V253H109V252H111ZM69 251H71V252H69ZM99 251H100V253H98ZM88 252L90 253V256L89 257H88V254H89ZM92 252H94V250ZM188 252H189V255H188ZM113 253H114V255H113ZM122 254H124V253H122ZM114 256H116V258ZM185 256H187V257L189 256V257L188 258L187 257L185 258ZM0 257H1L0 258V263L1 264H4V262L6 261V258L3 257V256H1V254H0ZM17 257H19V258L21 257L22 258L23 256H22V254H17ZM100 257H102V258H100ZM108 257L109 258L111 257V258L109 259ZM123 257H124V255H123ZM215 257H217V258H215ZM204 258H206V259H204ZM94 259H96V260H94ZM187 259H189V261ZM92 260H93V262H92ZM142 261H144V262H142ZM167 261H169V262H167ZM172 261H174V262H172ZM190 261H192V262H190ZM204 261H205V263H204ZM17 262H18V260H17ZM69 262H72V263H69ZM242 264H244L243 261H242Z\"/></svg>",
    "mask_w": 264,
    "mask_h": 264
},
{
    "label": "bare ground",
    "instance_id": "2",
    "mask_svg": "<svg viewBox=\"0 0 264 264\" xmlns=\"http://www.w3.org/2000/svg\"><path fill=\"white\" fill-rule=\"evenodd\" d=\"M2 3H3V6L1 5L0 6V15L3 13V17H5L4 18V23L2 22V24H4V34H3V37L0 35V39L2 40V41H0V60L2 61V63L4 64V66H3V68H5V69H2V70H5V71H3V72H5V78H4V80H5V82L4 81H0V84H2V85H0V91H4L5 92V90L6 91H8L7 89H10V88H8V87H6V84L7 83H9V81H11L12 79H11V76H13V75H15V74H19V75H25V72L24 73H22L21 71H19V70H17V69H13V49H14V47L15 46H13V44H15V39L12 41V38H13V36H12V28H10V27H12L11 25H16L15 23H13V24H10V21L8 22V21H5V19L6 20H10L11 19V15H13V14H17V13H15V11L13 12V10H15V8H14V5H13V0H0ZM31 1V0H30ZM33 1V0H32ZM79 1V0H78ZM81 1V0H80ZM91 1V0H90ZM93 1V0H92ZM95 1V0H94ZM116 2H118L119 0H115ZM158 1V0H157ZM160 1V0H159ZM164 1H166V0H162V2H164ZM167 1H169V0H167ZM235 0H170V3L168 4L167 3V5H169L170 7L169 8H167L166 6V8H163V9H165V10H162V9H160V10H158V14L159 13H162V14H164L166 11L168 12V14L170 13V14H173V16L175 15V17H179V18H183L184 19V27H185V25H186V30L185 31H183L184 33H186V34H188V36H191V35H193L194 34V36L197 34V36H200V39H199V37H198V39L200 40H194V41H192V38H191V40H189V41H191V46L189 47V48H191L192 47V45H193V50H194V54L196 53V52H198L199 51V49L202 51V52H204V53H202V52H200L201 53V55H199L198 53L197 54H195V55H192V58L191 59H189L190 61H189V65H186L185 63H183L182 62V64L181 65H177V67H174V69H175V71L174 72H177V69H179V72H180V69H181V72L183 73V75L182 74H178V75H182L181 77H179L178 75H175L176 76V78H177V76H178V80L180 79V78H182V77H184V78H182L181 80H185V81H187V82H189L190 84H192L193 86H195V85H197L196 87H194L195 88V90H196V92L199 94V101H207L206 99H207V97H208V99H209V96H207V95H210L211 93V96H213V93L214 94H218L219 96H224V97H228L229 98V95H231L232 96V98H233V89L235 88L236 89V91H240L241 89L242 90H244L245 89V87H244V85H245V82H240V84H237V83H234V81H233V84H232V79L233 78H230V77H234L235 78V76H234V74H236V78H239V76H241L242 77V75H252V77L253 78H258V74L259 73H257V72H260V74H261V72L264 74V51H262L261 50V52H259V51H257V52H254V49L253 50H251L252 49V45H251V39H250V34H251V31H250V29H249V27L248 28H245V29H242L241 27H240V22L239 23H235L234 22V20H236V19H234L233 21L231 20V19H233V18H235V17H231V16H233L232 14L230 15L229 14V12H228V10L230 11V9L232 10V7L230 8V7H227V6H229V5H231L232 6V4L234 3L235 5L237 4V2L235 3L234 2ZM241 1H242V3H241ZM249 1V0H248ZM1 2H0V4H1ZM36 2V1H35ZM66 2V1H65ZM161 2V3H162ZM172 2V3H171ZM238 2H240V4H242L241 6H240V4L239 5H237V6H235L234 4V6H235V8L237 9L236 10V12L235 13H233V14H235L236 15V13H238V15L240 14V13H244V14H247V13H245L248 9L247 8H245V5L246 4H248V3H246V1L245 0H238ZM155 3V2H154ZM160 3V2H159ZM249 3H251L250 1H249ZM256 3V2H255ZM263 3V2H262ZM164 4V3H163ZM166 4V3H165ZM229 4V5H228ZM225 5H227V6H225ZM27 6V5H26ZM37 6V5H36ZM154 6V5H153ZM252 7H253V5H251ZM1 7L5 10V12H2L3 10H1ZM24 7V6H23ZM252 7H250V8H252ZM162 8V7H161ZM230 8V9H229ZM255 8V7H254ZM253 8V9H254ZM252 9V10H253ZM26 10V9H25ZM91 10V9H90ZM235 10V9H234ZM257 10H260V9H257ZM20 11V10H19ZM28 11H30V10H28ZM261 11V10H260ZM259 11V12H260ZM2 12V13H1ZM32 12H33V10L31 11V13L30 12H28V13H30L29 15H30V18H31V20L33 19V17L35 16L36 18H37V14L36 15H34V14H32ZM34 12H36V11H34ZM88 12V11H87ZM87 12H86V15H85V17L86 16H88L87 15ZM157 12V11H156ZM248 12V11H247ZM254 12V11H253ZM255 12H256V10H255ZM13 13V14H12ZM24 13V12H23ZM27 13V12H26ZM38 13V12H37ZM230 13H231V11H230ZM257 13V12H256ZM255 13V14H256ZM262 13H263V10H262ZM262 13H261V17H259V19L260 20H262L263 21V23H264V15L262 16ZM44 14H46V13H42V15H44ZM147 14V13H146ZM167 14V15H168ZM243 14V15H244ZM254 14V15H255ZM258 14V13H257ZM256 14V15H257ZM22 15V14H21ZM28 15V14H27ZM33 15V16H32ZM42 15L41 14H39L38 16H41L42 17ZM93 15V14H92ZM248 15H250V13L248 12ZM251 15H253V14H251ZM2 16H0V17H2ZM32 16V17H31ZM47 16V15H46ZM151 16V15H150ZM170 16V15H169ZM208 16H210L211 17V19L212 20H210V19H207L208 18ZM237 16V15H236ZM29 17V16H28ZM35 17H34V19L33 20H35ZM84 17V18H85ZM90 17V16H89ZM242 17V16H241ZM244 17V16H243ZM26 18V17H25ZM44 18H46L45 17V15H44ZM43 18V19H44ZM159 18V17H158ZM178 18V19H179ZM251 18V17H250ZM15 19V18H14ZM13 18H12V20H14ZM29 19V18H28ZM41 19V18H40ZM43 19H41V20H43ZM47 19V18H46ZM93 19V18H92ZM95 19V18H94ZM121 19V18H120ZM1 20V19H0ZM3 20V19H2ZM30 20V19H29ZM30 20V21H31ZM32 20V23L34 22ZM37 20L39 21V19L37 18ZM88 20H90V19H88ZM188 20V23L186 22ZM238 20H239V18H238ZM245 20H247V18L245 19ZM37 21V23H39V24H37L36 23V26L37 25H39L40 26V22H38ZM44 21V20H43ZM43 21H41V22H43ZM80 21V20H79ZM250 21V20H249ZM249 21H245L244 22V24L245 25H247V24H249ZM261 21V22H262ZM14 22V21H13ZM36 22V21H35ZM180 22H181V20H180ZM179 22V23H180ZM44 23H45V21H44ZM47 23H48V21H47ZM83 23V22H82ZM183 23V22H182ZM181 23V24H182ZM0 24H1V22H0ZM10 24V25H9ZM34 24V23H33ZM49 24V23H48ZM48 24H45V25H48ZM81 24V23H80ZM88 24V23H87ZM174 24V23H173ZM180 24V25H181ZM188 24V25H187ZM18 25H20L19 23H18ZM23 25V24H22ZM25 25V24H24ZM28 25V24H27ZM26 25V26H27ZM257 25V24H256ZM30 26V25H29ZM39 26H38V28H39ZM42 26V25H41ZM85 26V25H84ZM89 26V25H88ZM95 26V25H94ZM243 26V25H242ZM14 27V26H13ZM87 27V26H86ZM96 27H98V26H96ZM95 27V28H96ZM181 27H183V26H181ZM237 27V29L238 30H233V29H231V28H236ZM245 27V26H244ZM261 27V26H260ZM2 29V28H1ZM15 29V28H14ZM13 29V30H14ZM35 29H36V27H35ZM46 29V28H45ZM40 30V29H39ZM42 30V29H41ZM250 32H249V31ZM1 31V30H0ZM43 31V30H42ZM46 30H44V32H45ZM93 31V30H92ZM155 32V31H154ZM16 33V32H15ZM172 33V32H171ZM170 33V34H171ZM250 33V34H249ZM253 33V32H252ZM14 34V33H13ZM155 34V33H154ZM180 34V33H179ZM15 35V34H14ZM16 35H17V33H16ZM15 35V36H16ZM246 35V36H245ZM253 35V34H252ZM15 36H14V38H15ZM25 36V35H24ZM30 36V35H29ZM156 36V35H155ZM183 36V35H182ZM262 36V35H261ZM186 37V36H185ZM263 37H264V35H263ZM188 38V37H187ZM262 38V37H261ZM195 39V38H194ZM26 40V39H25ZM31 40H32V37H31ZM175 40V39H174ZM263 40V39H262ZM12 42H13V44H12ZM27 42V41H26ZM174 42V41H173ZM201 44L202 43V47L200 46V47H198V46H196V45H199V43ZM29 43V42H28ZM45 44V43H44ZM170 44V43H169ZM43 45V44H42ZM41 45V46H42ZM48 45V44H47ZM47 45H44V46H42V48H46L47 47ZM49 46V45H48ZM187 46V45H186ZM163 47V46H162ZM48 48V47H47ZM50 48V47H49ZM48 48V51L50 50ZM54 48V47H53ZM58 48V47H57ZM56 48V49H57ZM85 48H91L92 49V45H88V44H86V47ZM95 48V47H94ZM146 48V47H145ZM156 48V47H155ZM185 48V47H184ZM22 49V48H21ZM59 49V48H58ZM57 49V50H58ZM91 49H90V52H92L93 51V49H92V51H91ZM150 49V48H149ZM183 49V48H182ZM204 49V50H203ZM46 50V49H45ZM52 50V49H51ZM50 50V51H51ZM86 50V49H85ZM89 50V49H88ZM181 50V49H180ZM98 51V50H97ZM190 52L189 50H186V52ZM14 52H15V50H14ZM161 52V51H160ZM192 53H193V51H191ZM255 53V55L253 54V53ZM259 52V55L257 54ZM150 53V52H149ZM191 53V54H192ZM17 54V53H16ZM51 54V53H50ZM54 54V53H53ZM52 54V55H53ZM56 54V53H55ZM93 54L95 55V53H94V51H93ZM152 54V53H151ZM154 54V53H153ZM157 53H155V55H156ZM170 54V53H169ZM203 54V55H202ZM256 54H257V56H256ZM48 56V58L49 57H53V56ZM88 55V54H87ZM93 55V56H94ZM154 55V56H155ZM85 56V55H84ZM92 56V55H91ZM168 56V55H167ZM180 56H181V54H180ZM89 57H90V55H89ZM95 57V56H94ZM168 57H170V56H168ZM173 57H176L175 55L173 56ZM203 57V58H202ZM257 57V58H256ZM190 58V57H189ZM15 59V58H14ZM50 59V58H49ZM52 59V58H51ZM50 59V60H51ZM55 59V58H54ZM90 59H91V57H90ZM147 59V58H146ZM171 59V58H170ZM150 60V59H149ZM90 61V60H89ZM156 61V60H155ZM188 61V60H187ZM191 61H193V62H191ZM89 63V62H88ZM148 63V62H147ZM179 63V62H178ZM55 64V63H54ZM150 64H152V63H150ZM157 64V63H156ZM258 64H260V66L258 65ZM50 65H52V64H50ZM89 65H91L90 63H89ZM170 65H171V63H170ZM258 65V66H257ZM48 66V65H47ZM86 66V65H85ZM153 66V65H152ZM52 67H53V65H52ZM51 67V68H52ZM87 67V66H86ZM57 68L59 69V66L57 65ZM152 68V67H151ZM49 69V68H48ZM18 71V72H16V73H14L15 71ZM52 70H53V68H52ZM62 69H60V71H61ZM64 70H65V68H64ZM87 70V69H86ZM170 70V69H169ZM1 71V70H0ZM59 71V72H60ZM145 71V70H144ZM147 71V70H146ZM149 71H150V69H149ZM148 71V72H149ZM49 72H51V71H49ZM62 72V71H61ZM91 72V71H90ZM103 72H105V71H103ZM153 72V71H152ZM159 72V71H158ZM21 73V74H20ZM57 73V72H56ZM87 73H89V72H87ZM170 73V72H169ZM169 73H168V75H169ZM48 74H50V73H48ZM54 74V73H53ZM68 74V73H67ZM177 74V73H176ZM238 74V75H237ZM256 74L258 75L257 77H256ZM102 75H103V73H102ZM152 75V74H151ZM167 75V74H166ZM255 77H254V76ZM6 76H7V78H6ZM9 76V77H8ZM69 76H71V75H69ZM68 76V77H69ZM149 76V75H148ZM15 77V76H14ZM57 77V76H56ZM94 77V76H93ZM92 77V78H93ZM97 77H99V76H97ZM102 77V76H101ZM104 77H105V75H104ZM167 77V76H166ZM250 77V76H249ZM262 77H264V75H262ZM22 77H20L19 79H21ZM100 78V77H99ZM235 78V79H236ZM245 78V77H244ZM10 79V80H9ZM23 79V78H22ZM56 79H58V77L56 78ZM56 79H54L53 77H52V82H50L51 80L49 79V82H50V84H51V86H49V87H51V88H53L54 89V92H55V96H52L51 94H45L44 96H40L39 97V99L40 98H42V99H47V101H48V99H49V101H51V100H54V101H51V102H49L48 103V108H49V106H51V104L53 105V107H52V109L53 108H55V109H53V110H55V121L53 120V123H56V125H57V129H56V131H55V133L57 132L60 136H62L63 137V139L64 140H70L71 142H72V145H73V149H71L72 151H74V153H71L72 154V156L71 157H73V159L74 158H76L77 160L79 159L80 160V163H81V165L83 164L84 166H85V164H87L86 166L87 167H89L90 165V163H92V161H91V159H95V155H97V152L93 155V153H91V154H89V155H87L86 157H84L85 155H84V153H86V149L85 150H83V149H80L81 147H79L78 145H76V143H78V142H80L82 139L81 138H83V137H87L88 138V141H90V139H91V141L92 140H95L94 142H96V144L98 143V144H100V142H101V146H100V148H98V149H101V152L103 153L104 152V150L102 151V149H104V148H101V147H105V146H107V148H108V146H111V145H109L108 143L109 142H111V141H113V143L114 142H117V145L116 144H114V146L116 145L117 146V148H114L115 150H120L121 152H123L122 150H121V147L124 145L125 146V152L127 151V152H129V151H133V150H139V149H142V147H146V148H149L150 149V151L151 150H154L153 152H155V150L156 151H158V149L160 148V147H163V146H165L167 143H169V141H173L174 140V138H176V140L179 138V139H183L184 137L186 138V137H188V135H192V132L194 133V130H195V128H196V126H194V125H192V126H190V127H193V128H188V129H186V130H183V129H185V128H183V127H180V128H178V125L181 123V121L182 120H184L186 117L185 116H187V115H183V116H180V113H178V111L176 112V113H174L173 112V114H172V112H171V114H169V115H166L165 114V116H163L162 115V117L160 116V114H159V116L158 115H155L156 113L154 112L155 111V109H154V111H153V109H152V113L154 112L155 114L153 115H151V117L153 118V119H151L152 121L153 120H155L154 118H156L157 120H156V122H155V125H154V123L153 122H151V124L149 123V124H147L148 122H146V123H143L144 125H142L143 127H141L140 128V126L141 125H137V124H135L136 122H134V124H133V121H132V123H130L131 125L129 126L128 124H125L124 126H123V124L122 125H120V123L118 124V121H119V119L116 117V116H114V118H113V115H111V112H110V110L107 112V110L106 109H108V108H106L105 106L106 105H104V107L106 108H103V103H101V105H94L95 103H97V101H94L95 103H93L92 101L93 100H96L95 98H93V96L92 97H90L91 96V94H90V92H89V94H88V92H83L84 94L82 95V96H80V95H77L74 99H70V100H68L67 102H65V101H63L64 99L62 98L63 96V94L61 95L60 93H61V91H60V88H59V83H58V80L56 81ZM86 79V78H85ZM169 79V78H168ZM175 78H173V79H171V80H174ZM241 78H239L238 79V83H239V81H242V79L240 80ZM249 79V78H248ZM260 79V78H259ZM31 80V79H30ZM48 80V79H47ZM88 80H90V79H88ZM96 80V79H95ZM106 80V79H105ZM157 80V79H156ZM161 80V79H160ZM176 80V79H175ZM180 80V81H181ZM245 80V79H244ZM247 80V79H246ZM262 81H263V78L261 79ZM13 82H16V79H15V81L14 80H12ZM11 81V82H12ZM21 81H24V80H21ZM28 80H26L25 82H26V84H28V82H27ZM31 81H34V80H31ZM44 81V80H43ZM60 81V80H59ZM83 81V80H82ZM99 80L97 79V81L96 82H98ZM173 82L172 81V84H173V86H174V84L176 85H179V84H181L182 82ZM237 81V80H236ZM252 81V80H251ZM2 82H4V83H2ZM13 82L11 83V84H13ZM25 82H23V83H20V82H16L17 84L18 83H20L21 85L22 84H24ZM95 82V83H96ZM99 82H101V81H99ZM169 82H171V81H169ZM264 82V81H263ZM70 83V82H69ZM114 83V82H113ZM116 83V82H115ZM165 83V82H164ZM183 83H184V81H183ZM189 83H188V85H189ZM249 83V82H248ZM256 83V82H255ZM254 83V84H255ZM257 83H258V80H257ZM10 84V83H9ZM15 84V83H14ZM13 84V85H14ZM16 84V85H17ZM19 84V85H20ZM32 84V83H31ZM35 84V83H34ZM73 84V83H72ZM85 84H87V79H86V83ZM84 84V85H85ZM93 84V83H92ZM159 84V83H158ZM157 84V85H158ZM171 84V85H172ZM262 84V83H261ZM13 85H12V88H13ZM18 85V87H20L21 88V85L19 86ZM65 85V84H64ZM76 85H77V83H76ZM97 85V84H96ZM115 85V84H114ZM164 85V84H163ZM162 85V86H163ZM167 85V84H166ZM170 85V84H169ZM243 85V86H242ZM258 85H260V84H258ZM7 86H8V84H7ZM10 86V85H9ZM26 86H28V85H26ZM32 86H34L33 84H32ZM62 86V85H61ZM70 86V85H69ZM160 86V85H159ZM193 86H191L192 88H193ZM2 87V88H1ZM24 87V89L26 90V89H28V88H26L25 86H23ZM91 87V86H90ZM177 87V86H176ZM182 87H184V86H182ZM187 87V86H186ZM208 88V91H210L209 93L210 94H207L206 96H204L203 94H202V90H204L205 88ZM11 88V89H12ZM35 88V89H34ZM47 88V87H46ZM67 88V87H66ZM116 88V87H115ZM119 88V87H118ZM153 88V87H152ZM162 88V87H161ZM262 88V87H261ZM264 88V87H263ZM32 89H33V91H34V93H38L39 94V91H37L38 89H36V85L34 86V87H32ZM45 89V88H44ZM43 89V90H44ZM90 89V88H89ZM92 89V88H91ZM165 89V88H164ZM249 89V88H248ZM251 89V88H250ZM257 89V88H256ZM21 90H22V88H21ZM29 90V89H28ZM63 90V89H62ZM68 90V89H67ZM95 90H97V89H95ZM117 90V89H116ZM161 90H163V89H161ZM171 90L172 89H170V92H169V94H164V95H166V96H164V97H162L161 98V96H162V93H158V94H161L159 97V102H160V100H161V102H163V106L165 105V106H170V105H172V106H174V107H176L175 109H177V108H180V109H182L183 107H186V105L185 104H187L188 105V103H190V99L192 100V99H194V98H191L190 96H191V94L192 93H188L187 95H189L190 94V96L188 97L187 95L185 96V94H184V92L181 94L180 92L179 93H177L178 91H179V89H178V91L176 92V91H173V92H171ZM181 90V89H180ZM185 91H187V89H184ZM192 90V89H191ZM231 90H233V91H231ZM246 90V89H245ZM244 90V91H245ZM257 90H259V89H257ZM45 91V90H44ZM50 91V90H49ZM80 91H82V90H80ZM90 91V90H89ZM118 91V90H117ZM159 91V90H158ZM183 90H181V92H182ZM193 91H194V89H193ZM207 91V90H206ZM205 91V92H206ZM235 91V92H236ZM255 91V90H254ZM8 92H10V91H8ZM12 92V91H11ZM22 92H24V91H22ZM41 92V91H40ZM51 92V91H50ZM53 92V93H54ZM71 92H73V91H71ZM156 92V91H155ZM160 92V91H159ZM258 92V91H257ZM13 93V92H12ZM25 93V92H24ZM27 93H28V91L25 93V95H24V97H22V101H21V103H23V99H24V101H26L25 99L27 98ZM33 93V92H32ZM32 93H30V94H32ZM44 93V92H43ZM95 93V92H94ZM114 94H115V92H113ZM232 93V94H231ZM240 93H242L241 91H240ZM240 93H239V95H240ZM260 93V92H259ZM259 93H257V94H259ZM2 95H3V93H1ZM0 94V95H1ZM20 94H22V93H20ZM78 94V93H77ZM111 94V93H110ZM157 94V93H156ZM184 94V95H183ZM196 94V93H195ZM197 94V95H198ZM216 94V95H217ZM238 94V93H237ZM245 94V93H244ZM1 95V96H2ZM8 95H10V93L9 94H7V96ZM15 95V94H14ZM35 95V94H34ZM37 95V94H36ZM67 95H69V94H67ZM95 95H97V94H95ZM108 95V94H107ZM116 95V94H115ZM248 95H249V93H248ZM1 96H0V98H1ZM3 96H6V95H3ZM30 96V95H29ZM66 96V94L64 95V97ZM70 96H71V94H70ZM70 96H68V97H70ZM98 96V95H97ZM109 96V95H108ZM193 96V95H192ZM195 96V95H194ZM242 96V95H241ZM241 96H239V97H241ZM244 96H247L246 94L245 95H243L242 97H244ZM258 96V95H257ZM11 97H12V95H11ZM110 97V96H109ZM112 97V96H111ZM151 97H153V96H151ZM155 97V96H154ZM157 97V96H156ZM252 97V96H251ZM253 97H256V96H253ZM253 97H252V99H253ZM261 97H263V95L261 96ZM13 98H15V96H13ZM16 98H18L17 100H19V97H16ZM15 98V99H16ZM32 98H33V96H32ZM90 98H93V100L92 99H90ZM98 98H100V97H98ZM150 98V97H149ZM223 98V97H222ZM232 98H229V102H230V99H232ZM236 98H238V97H236ZM245 98V97H244ZM8 99H9V97H8ZM12 99V98H11ZM21 99V98H20ZM30 99V98H29ZM41 99V100H42ZM51 99V100H50ZM63 99V100H62ZM105 99V98H104ZM108 99V98H107ZM110 99V98H109ZM154 99V98H153ZM213 99V98H212ZM220 100H222L221 98H219ZM225 98H223V100H224ZM251 99V98H250ZM249 99V100H250ZM251 99V100H252ZM254 99H256V98H254ZM91 102H90V101ZM100 100H102V99H100ZM125 100H126V98H125ZM195 100V99H194ZM227 100V99H226ZM226 100H224V101H226ZM250 100V101H251ZM262 100V99H261ZM7 101H10V100H7ZM16 101V100H15ZM15 101H10V103L12 104V102H14L15 103ZM33 101V100H32ZM39 101V100H38ZM109 101V100H108ZM158 101V100H157ZM197 101V100H196ZM214 101H217L216 100V98L214 99ZM228 101H226V102H228ZM255 101V100H254ZM88 102H90V105H91V103H93V105H91V106H96L97 108H98V110H96V109H92L91 110V106L89 107L88 105H89V103ZM150 102V101H149ZM188 102V103H187ZM192 102V101H191ZM198 102V101H197ZM201 102V103H202ZM219 102V101H218ZM223 102V101H222ZM221 102V103H222ZM246 102V101H245ZM247 102L248 103H250L249 101H248V99H247ZM252 102V101H251ZM259 102H261V101H259ZM258 102V103H259ZM263 103H264V101H262ZM13 103V104H14ZM20 103V102H19ZM27 103H28V101H27ZM39 103H40V101H39ZM47 103V102H46ZM51 103V104H50ZM100 103V102H99ZM121 103H123V102H121ZM124 103H126V101L124 102ZM200 103V104H201ZM210 103V102H209ZM208 103V104H209ZM215 103H217V102H215ZM215 103H213L214 105H216V107H218L217 106V104H215ZM220 103V102H219ZM220 103V104H221ZM231 103V102H230ZM229 103V104H230ZM232 103H233V101H232ZM231 103V104H232ZM256 103V102H255ZM254 102H252V104H255ZM1 104V103H0ZM8 104V103H7ZM15 104H17V103H15ZM14 104V105H15ZM24 104H25V102H24ZM23 104V105H24ZM31 104V103H30ZM88 104V105H87ZM98 104V103H97ZM153 104V103H152ZM162 104V103H161ZM205 104V103H204ZM206 104H207V102H206ZM211 104V103H210ZM247 103H245V104H243V105H246ZM5 105V104H4ZM19 104H17L16 106H18ZM26 105V104H25ZM32 105V107L34 106V103L33 104H31ZM43 105H44V102H43ZM125 105V104H124ZM127 105H129V104H127ZM126 105V106H127ZM192 105H194V104H192ZM203 104H201V106H202ZM233 105V104H232ZM257 105V104H256ZM255 105V106H256ZM260 106L262 105V104H259ZM264 105V104H263ZM6 106V105H5ZM20 106H22L21 104H20ZM27 106H29L28 104H27ZM88 106V107H87ZM109 106V105H108ZM125 106V107H126ZM151 106V105H150ZM183 106V107H182ZM191 106V105H190ZM205 106H207V105H205ZM212 106V105H211ZM251 106V104L250 105H248V106H246L247 107V109H248V107H250ZM253 106V105H252ZM252 106H251V108H252ZM258 106V105H257ZM19 107V106H18ZM17 107V108H18ZM117 107V106H116ZM131 107V106H130ZM196 107H198V106H196ZM195 107V108H196ZM245 107V106H244ZM246 107H245V109H246ZM254 107V106H253ZM7 108H8V106H7ZM24 108V107H23ZM28 108V110H30V108L29 107H27ZM26 108V109H27ZM34 108H36V107H34ZM34 108H32L33 109V111H32V109H31V111L34 113L35 111L34 110H39V109H34ZM40 108V107H39ZM48 108H47V110H48ZM121 108H123V107H121ZM129 108V107H128ZM128 108L127 109H125L124 111H126V110H128ZM146 108V107H145ZM159 108V107H158ZM191 108V107H190ZM206 108V107H205ZM210 108V107H209ZM220 108H222V107H220ZM220 108H213V110L214 109H220ZM228 108V109H227ZM231 105H227L226 107H225V111L223 110V109H220L219 111H224V112H227L228 110L230 111L231 110ZM250 108V109H251ZM261 108H263V110H264V107H261ZM3 109V108H2ZM43 110H44V108H42ZM41 109V110H42ZM50 109V108H49ZM109 109H111V108H109ZM186 109V108H185ZM189 109V107L186 109V110H188ZM245 109H243V110H245ZM5 110H7V109H5ZM8 110H9V108H8ZM7 110V111H8ZM12 110V109H11ZM19 110H21V109H19ZM24 110V109H23ZM119 110V109H118ZM147 110V109H146ZM146 110H144V111H146ZM160 110H162V109H160ZM183 110V109H182ZM206 110V109H205ZM217 110V111H218ZM242 110V111H243ZM260 110V112L261 111H263V110H261V109H259ZM0 111H2V110H0ZM18 111V110H17ZM25 111V110H24ZM23 111V112H24ZM40 111V110H39ZM134 111V110H133ZM144 111L143 112H141V115L143 116L142 118H143V122H144V120L145 119H147V117H149L150 115H149V113L151 114V110H150V112H149V110H147L148 112H145L144 113ZM156 111H157V109H156ZM204 111V110H202V107H198L197 108V110H195L194 109V111L192 110V114H193V116L194 115H196V116H194L195 117V119H196V117H197V115H198V118L201 116H206V114H205V112L206 111H204L203 112V114L204 115H202V112ZM235 110L232 108V112H234ZM258 111V110H257ZM6 112V111H5ZM19 112H21V111H19ZM19 112H18V114H19ZM31 112V113H32ZM38 112V111H37ZM37 112H36V114H37ZM43 112L44 111H42V112H40V114L42 113L43 114ZM49 112V111H48ZM48 112L47 113H45V114H48ZM117 113L119 112V111H116ZM115 112V113H116ZM127 112V111H126ZM126 112H124V114L126 113ZM128 112H130V111H128ZM127 112V113H128ZM180 112V111H179ZM183 112V111H182ZM207 112L209 113L210 112V110L208 111L207 110ZM211 112H213V111H211ZM223 112V113H224ZM231 112V113H232ZM244 112V111H243ZM242 112V113H243ZM249 112H250V110H249ZM254 112V111H253ZM253 112H250V114L252 113L253 115H254V113ZM1 114L3 113V111L2 112H0ZM10 113V112H9ZM8 112H6V114H9ZM26 113V112H25ZM33 113L31 114V115H33ZM126 113V114H127ZM138 113V112H137ZM143 113V114H142ZM158 113V112H157ZM185 113V112H184ZM229 113V112H228ZM228 113H226V114H228ZM245 113V112H244ZM243 113V114H244ZM257 113V112H256ZM263 113V112H262ZM11 114H12V112H11ZM39 113L37 114V118L38 117H41V116H38V115H40ZM52 114V113H51ZM113 114V113H112ZM135 114V113H134ZM211 114V113H210ZM216 113H215V111H214V115H215ZM217 114H219V113H217ZM216 114V116H218ZM224 115L223 117H224V121H226V122H224V123H222L220 120H222V119H220L219 120V117L220 116H218V118H217V121L219 120L221 123H219V122H215L216 121V118H215V120H213L212 122H214V123H217L216 124V126L214 125V126H212V127H215V128H217V127H220V125H218V123L219 124H221V127H222V129H223V127H226L225 126V123H228L227 122V120H225V116L227 117V116H229V114L228 115ZM5 115V114H4ZM17 115V114H16ZM15 115V116H16ZM35 115V114H34ZM49 115V114H48ZM118 115V114H117ZM120 115V114H119ZM182 115V114H181ZM208 115V114H207ZM263 115H264V113H263ZM1 116H3V115H1ZM10 115H8V118H10L9 117ZM14 116V115H13ZM18 116V115H17ZM28 116H29V114H28ZM36 116V115H35ZM47 116V115H46ZM126 116V115H125ZM136 116V115H135ZM158 116V117H157ZM189 116H190V114H189ZM193 116L191 117V118H193ZM209 116V115H208ZM261 116V115H260ZM5 119H6V117L5 116H3ZM3 117H1L3 120H4V118ZM22 117V116H21ZM53 117V116H52ZM51 117V118H52ZM210 117V116H209ZM233 117V118H232ZM231 118H230V116L228 117V118H230V119H228V121H230L229 123H228V125H227V127L228 126H230L231 128H232V130L235 128H237V130L238 129H240L241 130V132H243L244 134H246L247 135V127H248V129H249V127L251 128V129H253L252 127V125H251V123L252 122H250V123H248V120L250 121V118L249 117H247V118H249V119H247V121L245 120V117L243 118V117H241L240 115H233ZM253 117V116H252ZM255 117V116H254ZM253 117V118H254ZM7 118V119H8ZM30 117H28V119H29ZM37 118H33L34 120L36 119L37 120ZM119 118H121V117H119ZM128 118V117H127ZM139 118H140V116H139ZM141 118V119H142ZM190 118V117H189ZM190 118V119H191ZM205 118H207V117H205ZM256 118V117H255ZM7 119H6V121H7ZM15 119V118H14ZM17 119V118H16ZM27 119V120H28ZM118 119V120H117ZM204 119V118H203ZM203 119H201V120H203ZM208 119V118H207ZM212 119H213V115H212ZM25 120V119H24ZM32 120V119H31ZM39 120H41V119H39ZM52 120V119H51ZM123 120H126V118L124 117V119ZM194 120V119H193ZM197 120V119H196ZM200 120V121H201ZM204 120H206V119H204ZM244 120L247 122V124H249V126L247 125V124H244ZM253 120V119H252ZM251 120V121H252ZM0 121H1V119H0ZM6 121L4 122V123H6ZM10 121H13V120H10ZM15 121V120H14ZM20 121V120H19ZM18 121V122H19ZM29 121V120H28ZM33 121V120H32ZM43 121H45L44 119H43ZM47 121V120H46ZM45 121V122H46ZM137 121H138V119H137ZM141 121L142 120H140V123H141ZM146 121V120H145ZM254 121H256L255 119H254ZM21 122V121H20ZM34 122V121H33ZM37 122V121H36ZM39 122V121H38ZM41 122V121H40ZM74 122H75V124H74ZM76 122H77V125H76ZM120 122V121H119ZM203 122V121H202ZM207 122V121H206ZM1 123V122H0ZM13 123V122H12ZM11 123V124H12ZM29 123H32V122H29ZM156 123H157V125H156ZM190 123H192V122H190ZM189 123V124H190ZM193 123H195L194 121H193ZM2 124V123H1ZM6 124H8V125H11V124H9V122L7 121V123ZM22 124V123H21ZM27 124V123H26ZM51 124H52V122H51ZM187 123H185V125H186ZM198 124V122L196 123V125ZM203 124V123H202ZM210 124V123H209ZM230 124V125H229ZM14 125H16V123L15 124H13V126ZM43 125V124H42ZM133 125V126H132ZM167 125H169L170 127H166ZM218 125V126H217ZM247 125V126H246ZM251 125V126H250ZM12 126V125H11ZM13 126L12 127H7V128H5L6 127V125H5V127L4 126H2V127H4L3 129H2V127H1V125H0V140L1 141H3V143L5 144L6 143V147L3 145V147H5V148H7L8 150V155H13V157H14V154H25V156L26 155H29V156H31V157H33L34 159H36V163L35 164H47L49 161L48 160H43V157L41 158L40 156L41 155H39L38 153H37V151H32V149H29L28 147H27V149L25 148L24 149V146H22V144L21 143H23L22 141H23V139H24V141H26L25 139V137H29L31 134H29V136H27L26 134H24V136H20V134L18 133V132H20V131H16L15 129H18V128H21L22 126H23V124L22 125H20L21 127H18L19 125L17 124V126L16 127H18V128H13ZM24 126L26 127V125L24 124ZM37 126V125H36ZM72 127L73 129H70L71 130V132H72V134L74 133V134H77V137L76 136H74V135H72L71 134V132H69L70 130H69V128L68 127ZM138 126H139V128H138ZM177 126V127H176ZM202 126V127H201ZM203 126H204V124L203 125H201L200 123H199V129H197L196 131H195V133H198L199 131L198 130H200V128L202 129V131L203 130H205V129H203ZM206 126V125H205ZM205 126H204V128H205ZM15 127V126H14ZM34 127V126H33ZM41 127V126H40ZM39 127V128H40ZM47 127H48V125H47ZM163 127H166V128H163ZM207 128L206 129H208V127L209 126H206ZM211 126H210V128L208 129V130H210L211 128H212ZM8 128H10V129H8ZM11 128H13V129H11ZM163 128V129H162ZM187 128V127H186ZM230 128V129H231ZM2 129V130H1ZM23 131H24V127L23 128H21ZM28 129V128H27ZM37 129V128H36ZM41 129V128H40ZM43 129V128H42ZM50 129H51V127H50ZM141 129V130H140ZM212 129H214V128H212ZM220 129V128H219ZM225 129H229V127L228 128H225ZM229 129V130H230ZM251 129H249V131L251 130ZM19 130V129H18ZM21 130V132H22V134L24 133L23 131ZM46 130V129H45ZM52 130V129H51ZM69 130V131H68ZM73 130H74V132H73ZM160 130H162V131H164L165 130V133L163 132L162 133V131H160ZM33 131V130H32ZM37 131V130H36ZM35 131V132H36ZM49 131V129L47 130V131H44L45 132V134L47 135L48 133H46V132H48ZM201 131V130H200ZM201 131V132H202ZM17 132V133H16ZM25 132H26V129H25ZM28 132V131H27ZM31 132V131H30ZM52 132H53V130H52ZM204 132H206V130L204 131ZM240 132V133H241ZM29 133V132H28ZM43 133V132H42ZM42 133H38V134H42ZM71 134V136H70V134ZM193 134V135H196V134ZM200 133V132H199ZM19 134V135H18ZM33 134H34V132H33ZM32 134V135H33ZM44 134V135H45ZM168 134V135H167ZM26 135V136H25ZM32 135H31V138H32ZM36 135V134H35ZM35 135H33L34 137H36V139L35 140H37V138H39L40 137V135L37 137V136H35ZM44 135H42V136H44ZM50 134H48L47 136L48 137H50L49 136ZM51 135H53V134H51ZM55 135V134H54ZM53 135V136H54ZM191 135L189 136V137H191ZM245 135V136H246ZM42 136L40 137V139H43L42 138ZM52 136V137H53ZM68 136H69V138L70 137H72V136H74V137H76L77 139H69L68 138ZM249 136V135H248ZM30 138V139H31ZM47 138V137H46ZM51 138V137H50ZM184 138V139H185ZM215 138V137H214ZM214 138H211V140H213ZM248 138V137H247ZM251 138V137H250ZM27 139H29V138H27ZM33 139V138H32ZM39 139V140H40ZM53 139V138H52ZM62 139V138H61ZM60 139V140H61ZM86 139V138H85ZM189 139V138H188ZM45 140H48V139H45ZM84 140V139H83ZM96 140H99V142L98 141H96ZM210 140V141H211ZM215 140V139H214ZM250 139H248V141H249ZM43 141H44V139H43ZM41 142V140L40 141H36V142H38V143H35V142H33L34 143V145L35 144H38V146H40V147H42V148H45V144H46V142L44 143V142ZM88 141H87V143H88ZM90 141V142H91ZM171 141V142H172ZM179 141V140H178ZM247 140H246V143L248 142ZM252 140H250L249 142H251ZM28 142V141H27ZM49 142V141H48ZM82 142V141H81ZM93 142V141H92ZM215 142V141H214ZM216 142H222V141H220V140H216ZM29 143V142H28ZM85 143H86V140H85ZM252 143V142H251ZM24 144H25V142H24ZM50 144V143H49ZM55 144H58V143H55ZM54 144V145H55ZM63 144V143H62ZM81 144V143H80ZM89 144V143H88ZM88 144L86 145V146H88ZM94 144V143H93ZM111 144H112V142H111ZM250 144V143H249ZM47 145H48V143H47ZM52 145V144H51ZM84 145V144H83ZM167 145H169V144H167ZM36 147H37V145H35ZM50 146V145H49ZM58 146H59V144H58ZM61 146V145H60ZM67 146H69V145H67ZM113 146V145H112ZM121 146V147H120ZM0 147H1V145H0ZM2 147V148H3ZM26 147V146H25ZM34 147V146H33ZM47 147V146H46ZM66 146H64V148H65ZM99 147V146H98ZM166 147V146H165ZM164 147V148H165ZM172 147V146H171ZM237 147H238V149H237V151L239 150V151H241L242 153H246V152H251V151H253L254 149H264V145H257V146H252V145H245L244 147L243 146H241V145H237ZM14 148L16 149V150H14ZM63 148V147H62ZM88 148L90 149L91 147H89L88 146ZM107 148H105L106 149V151H107ZM168 148V147H167ZM236 148V147H235ZM40 149V148H39ZM58 149V148H57ZM69 149V148H68ZM94 149H96V147L94 148ZM94 149H92V150H94ZM144 149V148H143ZM142 149V150H143ZM161 149V148H160ZM6 150V149H5ZM35 150V149H34ZM70 150V149H69ZM69 150H67L68 152H69ZM171 150H173L174 151V149H171ZM40 151V150H39ZM52 151H55L54 149L52 150ZM65 152L64 153H66L67 151H66V149L64 150ZM88 151V150H87ZM97 151H99L100 152V150H97ZM119 151V152H120ZM141 151V150H140ZM57 152V151H56ZM68 152H67V154H66V157L69 155L68 154ZM88 152H91V151H88ZM98 152V153H99ZM193 152H194V150H193ZM235 152V151H234ZM46 153V152H45ZM83 153V154H82ZM102 153H101V155H100V153H99V155H97V156H102ZM105 153H107V152H105ZM112 153V152H111ZM139 153V152H138ZM156 153V152H155ZM47 154V153H46ZM60 154V153H59ZM62 154V153H61ZM70 154V155H71ZM81 154H82V156L86 159H88V160H85L84 158H82V156H81ZM104 154V153H103ZM141 154V153H140ZM151 154V153H150ZM165 154V153H164ZM181 155L180 156H183L184 155V153H180ZM5 155V154H4ZM119 155V154H118ZM142 155V154H141ZM166 155V154H165ZM7 156V155H6ZM24 156V157H25ZM29 156H28V159H30L29 158ZM52 156H53V154H52ZM88 156L91 158L90 160H89V158H88ZM103 156H106V155H103ZM102 156V158H104ZM109 156V155H108ZM113 156V155H112ZM143 156V155H142ZM177 156V155H176ZM179 156V157H180ZM194 156H195V154H194ZM18 157V156H17ZM27 157V156H26ZM117 157V156H116ZM119 157V156H118ZM169 157H170V155H169ZM175 157V156H174ZM46 158H48V157H46ZM56 157H54V159H55ZM58 158V157H57ZM61 158V157H60ZM59 158V159H60ZM107 158V157H106ZM109 158V157H108ZM120 158V157H119ZM118 158V159H119ZM146 158V157H145ZM183 158V157H182ZM15 159V158H14ZM17 159V158H16ZM19 159H21V157H19ZM28 159H25V160H20L21 162H23L22 164H17L19 167H21L22 168V170L24 171V172H28V171H33L34 170V167H35V165L33 164V163H31V160L29 161ZM68 159V158H67ZM73 159H72V161L71 162H73ZM99 159V158H98ZM97 159V161H99ZM114 159V158H113ZM148 159V158H147ZM164 159V158H163ZM177 159V158H176ZM51 160V162H52V159H50ZM64 160H66V158H64ZM63 159H62V162L64 161ZM71 160V159H70ZM102 160V159H101ZM105 160V159H104ZM108 160V159H107ZM110 160V159H109ZM112 160V159H111ZM110 160V161H111ZM123 160V159H122ZM125 160V159H124ZM134 160V159H133ZM133 160H131V161H128L127 159L125 160L126 162H129L130 164H135V163H137V162H135V161H133ZM6 161V160H5ZM16 161V160H15ZM76 161V160H75ZM82 161V162H81ZM96 161V160H95ZM94 161V162H95ZM106 161V160H105ZM114 161H115V159H114ZM118 161V160H117ZM116 161V162H117ZM124 161V162H125ZM148 161V160H147ZM223 161V160H222ZM234 161V160H233ZM65 162V161H64ZM93 162V163H94ZM102 162V161H101ZM112 162V161H111ZM120 162V161H119ZM9 163H11V162H9ZM14 163V162H13ZM50 163V162H49ZM68 163V162H67ZM70 163V162H69ZM76 163H79L78 161L76 162ZM79 163V164H80ZM93 163L91 164V165H93ZM100 163V162H99ZM98 163V164H99ZM104 163H106V162H104ZM128 163V164H129ZM196 163V162H195ZM198 163V162H197ZM235 163V162H234ZM234 163L232 164V165H234ZM15 164H16V162H15ZM15 164H14V166H15ZM53 164H55L54 162H53ZM61 164H64V163H61ZM75 164V163H74ZM101 164V163H100ZM107 164V163H106ZM138 164V163H137ZM161 164V163H160ZM224 164V163H223ZM67 165V164H66ZM70 165H71V163H70ZM69 165V166H70ZM76 165V164H75ZM83 165H82V168H83ZM219 165V164H218ZM14 166H12V167H10L9 168V180L7 181V182H9V184H6L7 186H5V187H7V188H10L8 191H6V194L8 195H6L5 197H9V198H7L6 200H7V205H5L6 206V210L3 212V213H0V217L1 218H5V219H8L9 220V222L10 221H13V220H11V219H15L16 217H18L19 216V213H18V211H21V210H23V209H25V208H27V207H30L29 206V204L31 203V201L32 200H30V198H29V195H28V192H29V184H32V183H26V182H21V181H18V179L19 180H23L24 179V177L26 176V175H22V174H24V172L22 171V170H17V171H22L23 173H20V174H18V175H20V176H23V179L21 178H19V177H17L16 176V174L17 173H19V172H17L16 170H14L15 169V167ZM68 166V167H69ZM95 166V163H94V165H93V167ZM97 166V165H96ZM95 166V167H96ZM99 167H102V168H104L103 166H101V165H98ZM97 166V167H98ZM106 166V165H105ZM110 166H112V163H110ZM110 166H109V164L107 165V170L110 168ZM220 166V165H219ZM242 166V165H241ZM8 167V166H7ZM54 167V166H53ZM63 167V166H62ZM67 167V168H68ZM78 167H80V166H78ZM92 167V166H91ZM93 167H92V169H93ZM94 167V169H93V171H96V170H98V168H95ZM203 167V166H202ZM36 168H38V167H36ZM45 168V167H44ZM55 169H57V172L59 171H61V172H63V170H62V168L60 167V165L58 166H55L54 167ZM64 168H65V166H64ZM81 168V167H80ZM101 168V170H104V169H102ZM228 168H229V166H228ZM232 168H234V166H232ZM231 167H230V169H232ZM6 169V168H5ZM48 169V168H47ZM51 169V168H50ZM69 169V168H68ZM96 169V170H95ZM111 169H112V167H111ZM239 169V168H238ZM237 169V170H238ZM242 169V168H241ZM246 168H244V169H242L241 171L239 170V171H235L236 170V168H235V170L233 171H228V172H225V170H224V172L226 173V175L224 176V177H219L218 179H217V181H216V179H215V183H214V185H212L213 187L215 186V189L213 190V187L211 188V186L209 187V188H211L212 190H210V189H208L206 192H205V194H207L208 195V193H210L211 195L212 194H215V193H217V190L219 191V189L220 190H222V192H223V190H225V191H228V192H234L233 194H235V192H238V194H237V196L241 193L240 191H239V189H238V187H242L243 188V190L245 189V188H247V189H249V188H254L253 186H256V187H258L259 188V190H260V188L261 189H263V191H264V176H256L257 175V173H259L260 175H261V172L263 171L262 169H260V170H262V171H259V172H255L253 169V172L255 173V175L253 174V172L251 173L250 171H251V168H247L246 170H245ZM15 171V172H17V173H14L13 174V172L12 171ZM46 172H47V170L46 169H44ZM82 170V169H81ZM84 170H85V168H84ZM88 170V169H87ZM110 170V169H109ZM203 170H205V169H203ZM209 170V169H208ZM229 170V169H228ZM35 171V170H34ZM36 171H38V170H36ZM44 171V172H45ZM71 171V170H70ZM92 171V172H93ZM199 171V170H198ZM198 171H196L197 173H198ZM206 171V170H205ZM214 171V170H213ZM219 171V170H218ZM26 172V173H27ZM56 172V171H55ZM73 172H75V171H73ZM85 172V171H84ZM89 172H91V171H89ZM97 172V171H96ZM105 172H107V171H105ZM173 172V171H172ZM175 172V171H174ZM191 172V171H190ZM193 172V171H192ZM216 172V171H215ZM221 172V171H220ZM219 172V173H220ZM223 172V173H224ZM32 173H34V172H32ZM31 173V174H32ZM36 173V172H35ZM43 173V172H42ZM212 172H210V174H211ZM223 173H222V175H223ZM224 173V174H225ZM263 173V172H262ZM8 174V173H7ZM48 174H50V173H48ZM71 174V173H70ZM86 174V173H85ZM90 174V173H89ZM102 174V173H101ZM106 173H104V174H102V175H105ZM170 174H171V172H170ZM175 174H177L176 172H175ZM174 173H172V175H169L168 177H167V181H171L172 182V180L174 179V180H176L177 178H179V177H177V175H175ZM190 174V173H189ZM192 174V173H191ZM198 174H200V172L198 173ZM207 174V173H206ZM205 174V175H206ZM258 174V175H259ZM6 175V174H5ZM44 175V174H43ZM80 175V174H79ZM87 175H88V172H87ZM94 175V174H93ZM186 175V174H185ZM212 175V174H211ZM217 175H220V174H218V172H217ZM1 176V175H0ZM66 176V175H65ZM81 176V175H80ZM89 176V175H88ZM91 176H92V173H91ZM100 176V175H99ZM98 176V177H99ZM176 177V178H173V177ZM180 176V175H179ZM192 176V175H191ZM200 176V175H199ZM216 176V175H215ZM27 177V176H26ZM25 177V178H26ZM38 177V176H37ZM47 177V176H46ZM58 177V176H57ZM77 177V176H76ZM94 177V176H93ZM96 177V176H95ZM131 177V176H130ZM182 177V176H181ZM187 177V176H186ZM188 177H189V175H188ZM193 177V181H196V180H199V178H201V177H196V175H193L192 176ZM191 177V178H192ZM207 177V176H206ZM218 177V176H217ZM216 177V178H217ZM18 178V179H17ZM29 178V177H28ZM43 178V177H42ZM41 178V179H42ZM59 178V177H58ZM89 178H90V176H89ZM106 178V177H105ZM110 178V177H109ZM109 178H108V180H109ZM160 178H162V177H160ZM160 178H158V179H160ZM173 178V179H172ZM205 178V177H204ZM220 178H222V179H220ZM31 179V178H30ZM35 179V178H34ZM40 179V180H41ZM55 179V178H54ZM57 179V178H56ZM73 180V178L72 177H70V180ZM126 179H128V178H126ZM130 179V178H129ZM133 179V178H132ZM134 179H138V177L136 178V177H134ZM140 179V178H139ZM138 179V180H139ZM145 179V178H144ZM163 179V178H162ZM170 179V180H169ZM172 179V180H171ZM202 179V178H201ZM246 179V180H245ZM25 180V179H24ZM27 180V179H26ZM29 180V179H28ZM105 180H107V179H105ZM107 180V181H108ZM111 180V179H110ZM118 180V179H117ZM120 180H122V179H120ZM125 180V179H124ZM142 180H143V178H142ZM178 181H179V179H177ZM182 180H185V179H180V181H182ZM192 180H190V178H188V179H186L185 181L186 182H189V181H191L192 182ZM204 180H206V179H204ZM5 181V180H4ZM131 181V180H130ZM128 182L127 180H126V182L124 183V185H125V187L123 186V188H124V193H125V195H124V198L126 197V200L124 199V201H126V203H127V200L130 202L129 204H131V206H135L134 207V209L135 208H137V210L139 209L140 210V208L141 209H143V208H145V210L147 211V219H150V220H154V222H156V223H160V224H162V226L161 227H158V229H160L159 231H163L164 230V232H166L167 234H169L170 232L169 231H167L166 229H165V225H170V224H172V223H175V224H173V226H178V223H179V226H180V224H182V226H181V232H183V234L178 230V231H176V232H178V233H175V235L174 236H178L179 237V241L177 242L176 240V242L179 244H175L176 246L178 245V248H179V250H180V254L183 256V255H185L186 254V251H187V248H186V243H188L190 240L192 241V239H198V240H202L205 236H206V234H208L209 232V237L212 239V241H214L215 243L214 244H217V245H219L223 240H225L226 238H224V237H227L228 235L227 234H229L228 232H226V231H229V230H226V231H223L222 230V232H213V230H211L210 231V228H212V226L214 225V224H212V222H214L215 223V225L217 224L216 223V221L218 220V221H220V222H222V224H224L223 226H225V227H222V228H228L229 229V227H231L232 228V231H233V233L235 232L234 231V228H235V225H238L240 228V230L241 231H243L242 229H244V231H243V235H244V232L246 233V231L248 232V231H250L251 229L250 228H255V226L256 225H260V227H261V222H264V215H263V212L260 210V209H257V210H259L262 214L261 215H263L262 217H259V211L258 212H256L255 210V212L254 213H259L257 216H258V218L256 217V214L254 215V213H252L251 212V214L250 215H252L253 214V216L252 217H247V216H245L244 215V218H246V219H243V220H241V218L239 219V220H241L240 221V223H237L236 224V222H238V220H237V218L236 219H234L235 217H234V215H232V217H234V218H230V216L229 215H227V216H225V215H223L222 214V212L220 213V212H218V214H216V215H218V216H220L218 219H216V220H214L212 217H210L209 216V214L207 213V212H205V210L202 208V207H200L201 208V210H200V208L198 209V205L200 206V201L202 200L203 201V198H207V196H200V195H203V194H199L198 193V195H197V193L196 194H194V193H191V192H193V191H195V189L194 188H192V186H191V191H187V190H189V184L187 183L186 185H188V189H187V186H186V188L184 187V189H187L186 191L185 190H183V187L182 186H184L183 184H180V185H182L181 187L182 188H180V187H178V188H180V189H182L183 190V193L182 194H180L182 191H180V193L178 194V192L175 190L174 191V189H172V191L170 192V190H169V192L167 193L166 191H164L165 189H161L162 190V192L160 191V192H158L159 191V189H158V191H155L154 190V192H156V193H150L149 191L147 192V193H145L144 192V190L143 189H145L144 187L146 186H144L143 184H142V182H141V184L139 183L141 180H139V182L138 183H134V180H133V183H132V181L131 182ZM136 181V180H135ZM184 181V182H185ZM200 181V180H199ZM225 181H226V183H225ZM28 182V181H27ZM55 182V181H54ZM104 182H106V181H104ZM112 182H115V181H113L112 180ZM112 182H111V184H112ZM119 182V181H118ZM137 182V181H136ZM164 181H162V183H163ZM183 182V181H182ZM182 182H180V183H182ZM185 182V183H186ZM197 182V181H196ZM207 182V184H208V180L206 181ZM5 183V182H4ZM39 183V182H38ZM121 183V182H120ZM123 183H122V185H123ZM147 183V182H146ZM190 183V182H189ZM195 183V182H194ZM194 183H193V185H194ZM200 183V182H199ZM205 183V182H204ZM210 183H211V181H210ZM1 184V183H0ZM118 184V183H117ZM137 184V185H136ZM149 184V183H148ZM151 184V183H150ZM167 184V183H166ZM198 184V183H197ZM196 184V185H197ZM201 184V183H200ZM203 184V183H202ZM1 185H3V184H1ZM15 185V186H14ZM37 185V184H36ZM56 185H57V183H56ZM93 185V184H92ZM96 185V184H95ZM160 185V184H159ZM164 185H165V182H164ZM210 185V184H209ZM31 186V185H30ZM106 186H108L107 184H106ZM113 186V185H112ZM117 186V185H116ZM120 186V185H119ZM118 186V187H119ZM151 186V185H150ZM149 186V187H150ZM174 186H175V184H174ZM4 187V188H5ZM13 187V188H12ZM91 187V186H90ZM104 187V186H103ZM109 187V186H108ZM115 186H113L112 188H114ZM199 187V189H200V187H201V185L200 186H198ZM3 188V189H4ZM31 188V187H30ZM36 188V187H35ZM95 188V187H94ZM99 188V187H98ZM97 188V189H98ZM116 188V187H115ZM115 188L113 189V191L115 190ZM146 188H147V186H146ZM151 188H152V186H151ZM154 188H155V186H154ZM166 188H168V187H166ZM175 188V187H174ZM177 188V189H178ZM196 188H197V186H196ZM201 188H203L204 189V187H201ZM206 188V187H205ZM208 188V187H207ZM241 188V189H242ZM258 188H255V190L258 192L259 190H258ZM37 189V188H36ZM110 189V188H109ZM108 189V192L109 191H111V190H109ZM117 189H120V188H117ZM116 189V190H117ZM150 189V188H149ZM148 189V190H149ZM153 189V188H152ZM169 189V188H168ZM202 189V190H203ZM238 189V190H237ZM92 190H93V188H92ZM91 190V191H92ZM95 190V192H91L92 194V198L94 197V198H96V199H92L93 201H97L96 203H98V201H99V205L102 203V201L103 202H105L106 200H105V198H106V194L105 195H103V196H101V195H98V193L100 194V191L101 190H96V189H94ZM105 190H107V188L105 189ZM121 190H122V188H121ZM120 190V191H121ZM179 190V189H178ZM193 190V191H192ZM206 190V189H205ZM235 190H237V191H235ZM243 190H241L242 191V193L244 192ZM250 190V189H249ZM253 190V189H252ZM255 190H253V191H255ZM113 191H111V193L113 192ZM119 191V190H118ZM145 191H147V189L145 190ZM197 191V190H196ZM201 191V190H200ZM245 191H246V189H245ZM251 191V190H250ZM252 191V192H253ZM263 191H261V193L263 192ZM103 192V191H102ZM122 192H123V190H122ZM163 192H166V193H163ZM227 192V193H228ZM247 192H249L248 190H247ZM56 193V192H55ZM59 193V192H58ZM88 193V192H87ZM117 193V192H116ZM137 194L136 196H133V194ZM220 193V192H219ZM224 193V192H223ZM222 193V194H223ZM241 193V194H242ZM251 193V192H250ZM254 193V192H253ZM259 193H260V191H259ZM264 193V192H263ZM60 194V193H59ZM118 194V193H117ZM210 194H209V196H210ZM221 194V195H222ZM236 194H235V196L234 195H231V197H229L230 198V200L232 201V203H233V201L235 202H239V201H243V197H242V195L240 196V197H237L236 196ZM246 194V193H245ZM258 194V193H257ZM98 195V196H97ZM109 195V194H108ZM119 195H120V193H119ZM217 195H219L218 193H217ZM226 195V194H225ZM230 195V194H229ZM255 196H256V198L254 197V199H253V197H252V200H253V202L251 203L250 201H251V199H250V201H248L249 203V206L250 207H248V204L246 205L247 206V208H245L244 207V209L246 210H243V208H242V211H243V213H245V212H247V210H248V212H250L249 211V208L251 209V211L253 210V208L255 207H253L252 206V204L255 202H257V200L258 199H260V198H262V194H261V196H258V195H256V192H255V194H254ZM260 195V194H259ZM113 196V195H112ZM208 196V197H209ZM224 195H222V197H223ZM259 198H258V197ZM263 196H264V194H263ZM58 197V196H57ZM60 197V196H59ZM86 197V196H85ZM90 197V198H91ZM201 197V198H200ZM225 197V196H224ZM241 198V199H240ZM243 198V199H242ZM5 199V198H4ZM15 199V200H14ZM31 199H32V197H31ZM86 199V198H85ZM88 199V198H87ZM107 199V198H106ZM161 199L162 200V202H165L166 203V206H168L167 208H164L165 206H164V204L165 203H163L162 205H159V204H157V203H160V202H157V201H159V200ZM192 199H196V200H192ZM208 199H210V201H211V197H209ZM216 199V198H215ZM256 199V200H255ZM5 200V201H6ZM38 200V199H37ZM105 200V201H104ZM157 200V201H156ZM205 200H207V199H204V201ZM213 200V199H212ZM255 200V201H254ZM261 201H263L264 202V199L262 200V199H260ZM89 201V200H88ZM201 201V202H202ZM221 201V200H220ZM246 201V199H244V201L243 202H245ZM42 202H43V200H42ZM58 202V201H57ZM89 202H92V201H89ZM206 202H208V201H206ZM214 202V201H213ZM219 202V201H218ZM217 202V200H216V204L218 203ZM222 202V201H221ZM240 202V203H241ZM2 203V202H1ZM5 203V204H6ZM39 203H41V202H39ZM46 203V202H45ZM95 203V202H94ZM239 203V204H240ZM245 203H247V202H245ZM254 203V204H255ZM258 203V202H257ZM256 203V204H257ZM260 203H262V202H260ZM41 204H44V203H41ZM86 204V203H85ZM108 204V203H107ZM209 204V203H208ZM208 204H206V205H208ZM210 204H212V202L210 203ZM210 204H209V206H210ZM243 204L244 203H242V206H243ZM253 204V205H254ZM93 205V204H92ZM99 205H94V207L92 208L91 207V211L90 212H88V214H87V216H85V218L86 217H88V215H92L93 217L95 216V218L97 219V220H93V221H95V225H97L96 227H98V225H99V228H98V231H102L103 229H101L102 228V224L103 223H105V224H107V225H109V226H107V227H110V230L111 229H113L112 231H110L109 232V230L107 229L106 230V234L105 233H102V234H104V235H106L107 237H109L110 236V234H111V238H113V236H112V234H114V238H116V239H118V240H121V238H123L124 239V248H127V249H129V250H131L132 252H134V250H137V251H139L140 253L138 254V252H137V255L135 254L134 255V257L135 258H139L138 256H144L143 258L146 260V263L147 264H162V263H165V262H163L164 261V259H165V254H164V250H167V249H159V246L163 243L164 245L165 244H167V243H164V242H162L160 245H158V247H156V243H154L155 244V247L153 246L154 244H153V242L154 241H156V242H161V240H164V238L160 235H155V237H152L151 238V240L150 239H147L145 236H139V235H136V234H134L133 232H132V230H130V229H128V227L126 228V227H121V226H119L118 224H117V222H118V220L116 219V216H111V215H107L108 214V212H110V211H107V214H105V213H103L102 211V209H103V207H101L102 209H100L98 206ZM102 205V204H101ZM100 205V206H101ZM183 205H185V206H188V211L185 209H183L182 208V206ZM214 205V204H213ZM236 205H238V204H236ZM235 205V203H234V206H236ZM38 207H39V205H37ZM43 206V205H42ZM49 206V205H48ZM47 206V207H48ZM54 206V205H53ZM53 206H51L52 208H53ZM88 206V205H87ZM90 206V205H89ZM212 206V205H211ZM217 206V205H216ZM231 206V205H230ZM239 206V205H238ZM4 207V206H3ZM33 207V206H32ZM36 207V206H35ZM38 207H37V209H38ZM107 207V206H106ZM112 207V206H111ZM132 207V208H133ZM214 207H215V205H214ZM232 207V206H231ZM230 207V208H231ZM237 207V206H236ZM235 207V208H236ZM252 207V208H251ZM57 208V210H55L54 208V210H52V211H50L49 212V214H51L52 212H55L56 214H58L59 213V211H58V208H60L59 206L58 207H56ZM186 208V207H185ZM233 208V207H232ZM29 209V208H28ZM34 209H36V208H34ZM107 209V208H106ZM112 209V208H111ZM158 209H160V213H159V211H158ZM161 209H164L163 211H165V212H163ZM190 209V210H189ZM219 209V208H218ZM238 209H239V207H238ZM262 209V208H261ZM39 210H42V212H41V214H39V215H46V208H42V207H39ZM59 210H61V209H59ZM114 210V209H113ZM144 210V209H143ZM203 210H204V212H203ZM224 210V209H223ZM236 210V209H235ZM32 211H33V208H32ZM31 211V212H32ZM105 211V210H104ZM134 211V210H133ZM135 211H136V209H135ZM155 211H158L157 213L155 212ZM162 211V212H161ZM221 211V210H220ZM226 211V210H225ZM233 211H234V209H233ZM238 211V210H237ZM263 211H264V209H263ZM1 212V211H0ZM24 212V211H23ZM93 212V213H92ZM106 212V211H105ZM216 212V211H215ZM239 213H242L241 211H238ZM247 212V213H248ZM89 213H92V214H89ZM217 213V212H216ZM225 213V212H224ZM229 213H231V212H229ZM53 214V213H52ZM144 214V213H143ZM207 214V215H206ZM32 215V214H31ZM54 215V214H53ZM53 215H51V216H53ZM59 215H61V212H60V214ZM63 215V214H62ZM61 215V216H62ZM211 215V214H210ZM37 216V215H36ZM50 216V217H51ZM56 216V215H55ZM89 216V217H90ZM124 216V215H123ZM135 216V215H134ZM212 216V215H211ZM225 216V217H224ZM242 216V215H241ZM255 216V218L253 219V217ZM34 217V216H33ZM47 217V216H46ZM79 217V216H78ZM115 217V218H114ZM227 217V218H226ZM31 218V217H30ZM51 218H53V217H51ZM183 218H185L186 220L188 219V220H194V222L193 221H190V223L191 222H193V223H195L196 224V226L195 227H193V228H188L189 226H190V224H189V226L186 228V227H184L185 225H187L186 224V221H184V219ZM194 218V219H193ZM252 218V219H251ZM263 218V219H262ZM18 219V218H17ZM16 219V220H17ZM43 219V218H42ZM49 219V218H48ZM87 219H89V218H87ZM94 219V218H93ZM146 219V220H147ZM262 219V221H260ZM3 220V219H2ZM15 220V221H16ZM53 220H55V218L53 219ZM90 223L91 224H93L92 223V220H91V217H90ZM88 221V220H87ZM217 221V222H218ZM258 221H260V223H258ZM1 222V221H0ZM34 222V221H33ZM85 222V221H84ZM149 221H147L146 223H148ZM229 222H234V225L232 224V223H229ZM60 223V222H59ZM73 223H74V221L72 220L71 221V227H69L70 225H69V223H68V225L67 226H57L56 228H57V233H56V229H55V233H56V235H58L59 234V239H61V241L63 240V242L65 241V244L67 245V250H70V249H72L71 247L72 246H74V242H75V240L76 239H78L79 238V236H78V234H80L81 233V237H82V241H83V239H84V237H86L83 233H85L86 235L87 234H89V233H91L90 232V230L89 229H91V228H93L94 226V224L93 225H91L90 223H89V221H88V223L90 224V226H91V228L90 227H84L85 226V224L84 225H79V224H77L76 226L75 225H73ZM76 223V222H75ZM74 223V224H75ZM86 223V222H85ZM88 223L86 224V226L88 225ZM155 223V224H156ZM229 223V224H228ZM192 224V223H191ZM240 224V225H239ZM61 225V224H60ZM64 225V224H63ZM157 225V224H156ZM159 225V224H158ZM218 225V224H217ZM226 225H228L229 227H226ZM231 225V226H230ZM233 225V226H232ZM263 225H264V223L262 224V227H263ZM89 226V225H88ZM93 226V227H92ZM160 226V225H159ZM237 226V227H238ZM85 229H84V228ZM95 227V228H96ZM182 227H184V229L182 228ZM190 227H192V226H190ZM237 227H236V229H237ZM259 227V226H258ZM259 227V228H260ZM81 228H83L82 230H81ZM104 228V227H103ZM97 229V228H96ZM183 229V230H182ZM213 229V228H212ZM217 229V228H216ZM89 230V231H88ZM105 230V229H104ZM140 230V229H139ZM195 230V231H194ZM208 230V232H206ZM255 230V232H257L258 230L255 228L254 229ZM254 230H251L250 232H251V237L249 236L250 235V232H248V233H246V236H248L247 238H252V231H254ZM257 230V231H256ZM54 231V230H53ZM95 231H97V230H94L93 232L95 233ZM141 231H142V229H141ZM143 231H145V230H143ZM142 231V232H143ZM206 232L204 235H203V232ZM239 231V230H238ZM238 231L236 230V233H238ZM263 231V230H262ZM33 232V231H32ZM73 232L75 233V234H77V236H78V238L76 237V239H74L73 237H71V234L72 235H74L73 234ZM92 232V233H93ZM104 232V231H103ZM146 232V231H145ZM179 232L182 234H179ZM99 233H101V232H99ZM147 233V232H146ZM232 233V232H231ZM139 234V233H138ZM143 234V233H142ZM224 236H223V235ZM239 234V233H238ZM255 234V233H254ZM259 234V233H258ZM258 234H256L255 236H257ZM2 235V234H1ZM5 235V234H4ZM11 235H13V236H15L14 234H12L11 233ZM44 235H46V234H44ZM91 235H93V234H90V236ZM95 235H99V238H100V236H102L101 234H98V233H96ZM95 235H94V237H95ZM184 235V236H183ZM229 235H232V234H229ZM236 235V237L238 236L237 234H235ZM241 235V233L239 234V236ZM243 235H242V237H243ZM12 236V237H13ZM21 236H24V235H21ZM76 236V235H75ZM90 236H89V238H90ZM239 236H238V238H239ZM246 236H244L243 238H245L246 239ZM17 237V236H16ZM93 237V238H94ZM107 237H104L103 238V236H102V238L101 239H103V240H105V238H107ZM167 237V236H166ZM233 237V236H232ZM235 236H234V238L237 240V238H236ZM258 237V236H257ZM257 237H256V241H258V239L260 240V235H259V238L257 239ZM263 237V236H262ZM261 237V238H262ZM87 238V237H86ZM202 238V239H201ZM23 239H24V237H23ZM27 239V238H26ZM97 239V238H96ZM100 239V240H101ZM175 239V238H174ZM221 239V240H220ZM233 239V238H232ZM239 239H241V238H239ZM254 239H252V240H254ZM15 240L16 239H14V241H13V243H8L9 245L8 246H11V250H10V253L9 254H5V252L6 251H2V249H0V254H1V256H3V257H5L6 258V261L4 262V264H25V260L23 259L24 257H25V259H27V252L29 251V253H31L32 251L31 250H27V251H17V250H15V248H16V245H15ZM25 240V239H24ZM27 240H29V241H31L30 242V245L31 244H34L35 242H37L39 239L37 238V237H35V236H32V237H28V239ZM46 240H47V236L45 237V239H44V243H46ZM92 240V239H91ZM102 240V241H103ZM110 240V239H109ZM109 240H106V241H108V242H110ZM113 240V239H112ZM197 240V241H198ZM220 240V241H219ZM231 240V239H230ZM252 240H250L251 242H252ZM262 240V242L264 241L263 239H261ZM23 241V240H22ZM57 241H58V239L57 238H55V244H54V251L53 252H49V251H45V255H43V256H45V259L48 261V262H50L51 264H66V261H65V258H66V256H65V254L63 253V251L61 252V251H58V250H56L57 248L56 247H58V246H61V247H63V245H59L58 243H57ZM78 241V240H77ZM114 241V240H113ZM116 241V240H115ZM115 241H114V243H115ZM188 241V242H187ZM195 241V240H194ZM196 241V242H197ZM234 241V240H233ZM33 242V243H32ZM60 242V241H59ZM62 242V243H63ZM95 242H97V241H95ZM99 242V241H98ZM104 242L105 241H103V244H104ZM170 242H172V241H170ZM174 242V241H173ZM224 242V241H223ZM235 242V241H234ZM238 242V241H237ZM249 242V241H248ZM250 242V243H251ZM43 243V242H42ZM76 243V242H75ZM107 243V242H106ZM114 243H112V242H110L109 244H112L111 245V247H110V245H108L110 248H112V247H116L117 245H114L113 246V244ZM200 243V241H198V244ZM254 243H255V241H254ZM253 242L251 243V244H254ZM257 244L258 243H260V242H256ZM255 243V244H256ZM29 244V243H28ZM99 244V243H98ZM100 244H102V243H100ZM153 244V245H152ZM169 244V243H168ZM170 244H172V243H170ZM224 244H226L227 245V243H224ZM224 244H222L223 246H224ZM238 244V243H237ZM257 244H256V248L258 247L257 246ZM262 244V243H261ZM7 245V244H6ZM29 245V246H30ZM65 245V246H66ZM76 245H77V243H76ZM76 245H75V247H76ZM79 245V244H78ZM95 245V244H94ZM94 245H93V243H92V241H90V240H84L83 241V245L81 246V247H86L85 248V250H87L88 249V247L89 246H91L90 248H89V250L91 251V253H92V258H93V253H96L94 256H96L97 257V252H95L96 250H95V248L96 247H94ZM105 245V244H104ZM107 245V244H106ZM119 245V244H118ZM163 245V246H164ZM188 245V244H187ZM232 245V244H231ZM233 245H235V244H233ZM107 246V247H108ZM162 246V245H161ZM162 246V247H163ZM172 246H174V245H172ZM176 246H174L175 248H176ZM195 246V245H194ZM198 246V245H197ZM230 246V245H229ZM238 246V245H237ZM263 246V248H264V245H262ZM261 246V247H262ZM4 247V246H3ZM20 247V246H19ZM31 247L33 248V245H31ZM35 247V246H34ZM80 247V248H81ZM102 247H104L103 245H102ZM120 247V246H119ZM168 247V246H167ZM187 247H189V246H187ZM193 247V246H192ZM225 248H226V246H224ZM228 247V246H227ZM28 248V247H27ZM36 248V247H35ZM45 248V247H44ZM49 248V247H48ZM48 248H45L46 250L48 249ZM65 248V249H66ZM98 248H100L101 249V246L99 245L98 247H97V249ZM116 248H118V246L116 247ZM169 248H171V247H169ZM178 248H177V250H175L173 253H172V255H173V257H174V259H175V257L177 258V257H179V255L180 254H178V252L177 251H179L178 250ZM193 248H196V247H193ZM228 248H230V247H228ZM227 248V249H228ZM5 249V248H4ZM3 249V250H4ZM39 249V248H38ZM50 249V248H49ZM52 249V248H51ZM75 249V248H74ZM104 249H106L105 247L103 248V250ZM121 249V248H120ZM120 249H116V256H118V257H121V258H119V260H122L123 258V260H124V264H128V259L130 258H128L127 257V255L128 254H130V253H126V251L124 250V251H121ZM192 249V248H191ZM197 249V248H196ZM84 250V251H85ZM89 250H87V251H89ZM94 250V252H92ZM99 250V249H98ZM108 250H110V249H108ZM113 250V249H112ZM112 250H111V252H109V253H112ZM198 250H200V248L198 249ZM238 250L239 251H242L240 248H238ZM33 251H35V250H33ZM80 251V250H79ZM169 251V250H168ZM173 251V250H172ZM35 252H37V250L35 251ZM69 252H71V251H69ZM103 252V251H102ZM106 252V251H105ZM107 252V253H108ZM115 252V251H114ZM128 252V251H127ZM197 252V251H196ZM213 252V251H212ZM238 252V251H237ZM251 253H247V251L246 252H242L243 253V257L245 258V259H251V258H253L252 256H255V262H257L256 264H264V251L263 252H254V251H252V249H251V251H250ZM89 253V252H88ZM98 253H100V251L98 252ZM122 253H124V254H122ZM166 253V252H165ZM241 253V252H240ZM17 254H22V258L20 257H17ZM191 254V253H190ZM211 254V253H210ZM214 254V253H213ZM37 255V254H36ZM67 255V254H66ZM87 255V254H86ZM99 255V254H98ZM101 255V254H100ZM105 255V254H104ZM113 255H114V253H113ZM123 255H124V257H123ZM180 255V256H181ZM188 255H189V252H188ZM193 255V254H192ZM212 255V254H211ZM20 256V255H19ZM39 256V255H38ZM90 256V253L88 254V257ZM116 256H114L115 258H116ZM131 256V255H130ZM141 256V257H142ZM191 256V255H190ZM194 256V255H193ZM192 256V257H193ZM17 257V258H16ZM77 257V256H76ZM75 257V258H76ZM105 257V256H104ZM117 257V258H118ZM187 256H185V258H186ZM189 257V256H188ZM187 257V258H188ZM206 257V256H205ZM1 258V257H0ZM95 258V257H94ZM100 258H102V257H100ZM109 258V257H108ZM111 258V257H110ZM109 258V259H110ZM167 258V257H166ZM207 258V257H206ZM206 258H204V259H206ZM215 258H217V257H215ZM219 258V257H218ZM29 259V258H28ZM74 259V258H73ZM98 260V263L99 264H101L102 262L100 261L101 259H99V256H98V258H97ZM114 259V258H113ZM173 259V258H172ZM179 259V258H178ZM177 259V260H178ZM182 259H184V256L182 257ZM190 259V258H189ZM189 259H187L188 261H189ZM193 259V258H192ZM17 260H18V262H17ZM94 260H96V259H94ZM143 260V259H142ZM144 260V261H145ZM168 260V259H167ZM191 260V259H190ZM27 261V260H26ZM103 261V260H102ZM127 261V262H126ZM144 261H142V262H144ZM166 261V260H165ZM194 261V260H193ZM242 261H243V263L244 264H246V262H245V260H243L242 259ZM242 261H241V264H242ZM92 262H93V260H92ZM104 262V261H103ZM119 262V261H118ZM141 262V263H142ZM167 262H169V261H167ZM172 262H174V261H172ZM180 262V261H179ZM182 262V261H181ZM190 262H192V261H190ZM220 262V261H219ZM69 263H72V262H69ZM97 263V264H98ZM145 263V264H146ZM177 263V262H176ZM200 263H201V260H200ZM200 263H198V264H200ZM203 263V262H202ZM201 263V264H202ZM204 263H205V261H204ZM1 264V263H0ZM37 264V263H36ZM38 264H43V263H40V262H38ZM44 264H46V261H45V263ZM48 264V263H47ZM118 264V263H117ZM175 264V263H174ZM183 264H184V262H183ZM186 264H188V263H186ZM190 264V263H189ZM193 264V263H192ZM206 264V263H205ZM208 264V263H207Z\"/></svg>",
    "mask_w": 264,
    "mask_h": 264
}]
</instances>
